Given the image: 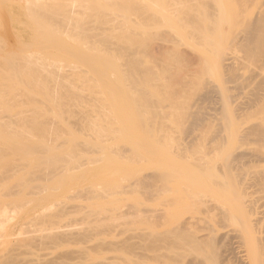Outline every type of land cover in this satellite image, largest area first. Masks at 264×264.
I'll return each instance as SVG.
<instances>
[{"label":"rangeland","instance_id":"rangeland-1","mask_svg":"<svg viewBox=\"0 0 264 264\" xmlns=\"http://www.w3.org/2000/svg\"><path fill=\"white\" fill-rule=\"evenodd\" d=\"M102 1L105 4H107L109 2V0L108 1L107 0H101V1H99V3ZM106 1H107V3H106ZM110 1H112V0H110ZM173 1H177V0H173ZM180 1L183 3L182 0H179L176 2L177 4L172 2V4H173L172 5L171 3L168 2L169 3L168 5L171 4L173 7H175L174 9H176L179 7L177 5H179L178 2L181 3ZM184 1L186 2V6H184L185 3H183L184 7L181 6L182 5V3H181L179 8L183 7L182 8V12H183L185 10L184 9L185 7L188 8L190 5L193 6L195 4L197 6L196 10H195V6H193V9H192V7L190 8L191 11L195 10V13L193 11H192L193 14H191L192 12L189 13L190 10H188L186 12H188L190 14V16L193 17V19L195 18L194 16L196 15L198 20L194 19V21H193V19L191 18L190 20L192 22H190L188 19H187L188 20L187 21L184 18L185 16L181 17V15H182V13L180 11L181 9L178 8L177 10H179L181 13L180 16H179L180 13H177V12L171 11V14L173 17H175V15H173V14L177 13L178 14L177 18H179V17H181V18L179 20H177L176 17L172 19V16L169 13H166L167 14L166 17H167V19L169 18V20H167L166 18L163 17L164 20L166 19L165 21H168L167 24H166V22L162 21V22H164L163 23L164 25H162V27L161 26L160 27L163 31H161L160 29L158 31H156L159 23L161 22V20L158 21L159 20L158 16L160 14L159 12L154 11L156 13V15H155L156 17H154V16H152V14L154 13V12L153 13L151 12L152 9L150 10L148 8L150 10V11H148L146 8V10H145L144 9L145 5H143L144 8H142L143 6L140 7L137 5V3L135 4L134 9H133L131 4L128 5L129 8L132 7L131 10H129V12H128L127 11L128 9H126L127 6L123 5L120 1H118V3L109 2V4L107 6H109L112 10L117 11V9H119L121 12L120 11H118V12H120L121 14L124 12L123 16H121V14H120L121 17L119 18L120 19L119 22L121 21V23L123 24L121 19H122V17L126 16V18H124V20H126V22L129 21V23H128L129 27L132 26L131 28H128V25L126 24L127 27H126V25L123 27V28L126 27V30L128 28L129 32H124V31L122 32L121 30H123V28H121V29L118 28L122 32L121 36H120V32H118L119 34L116 32L117 29L114 30V32L116 34H118L119 37H121V39H118L119 41L121 40L122 45L119 44L120 46L117 45V43H114L115 41H117L116 40L117 37H115L117 35L112 34L113 35L112 39L115 38V40H113V42H112L111 41L112 40L111 35H110L111 33H110V31H109L110 34L107 32L108 30H111L110 26L114 23L115 18H112L111 16H114L115 12L111 11V13H113V15L110 16L109 15L110 13L107 14V12H110V9L105 8L106 11L104 10V13H103L102 9H98V7H95L97 9V10L96 9L95 10L99 12V15L100 14L104 15L105 13L108 15L107 17H106V15H105V17L103 16L104 19H103V17H100L103 20H105V23H102V25H104V28L106 26L105 24L108 25V23H110V25L105 28V30H107V31L103 30L102 29L103 27L99 28V29L100 30L102 29L101 31H105V32L100 31L101 33H105V34L108 33L109 35L107 34V36H108V38L110 37V39L106 40V37H105L106 35L102 34L103 40L100 39V44H101L100 45L98 42L99 41L98 37L100 38V36H101L98 34L99 29L97 32V34L99 35L98 36L95 32L97 30V28H94V27L93 28L95 29V31L94 30L93 31L95 33L92 31L94 34H92V33L90 35L88 34V33H90V32H88L90 28L88 29L87 32H85V31L81 32L82 29L81 30L79 29L80 32H78V29H77L78 33L76 36L78 38H80V37H83V39L85 38L86 40H84V42L87 41L89 44H91L90 40H92V42L94 41V43H92V44L95 45V43H97L98 45H95V46H97V48L99 45L101 47H102V45L106 46V44L104 45V43H107L108 44L107 46H110L112 43L114 44V46L115 45L119 46V48H117V50H115V51L113 50L114 49L113 45H111L113 49L110 47V50L106 46L107 47L106 49L110 51L109 53L113 52L112 54H108V51H106V53H105V50H106L105 47H104V49L102 48V51H104V53H101V54L99 53V54L100 55L105 54L103 56H104V58L105 57L108 58L107 61L108 60L111 61L110 55H113V56L115 55V58L118 57L117 61L119 64L116 63L117 61L113 58V56L111 58H112V60L115 61V64H117V66H118L117 68L121 73H117L118 71H117L116 65H115V67L112 66L111 63H114V61H112L110 63V65H108V63L102 65V67L105 70V72H104L105 74H104V73L99 72L100 66L97 67V64H96L97 62L95 63L96 65L94 63H93V65H91L90 63H87V61L85 59H82V57H80V56L71 58V18H70V21L69 20L67 21V17L68 16L71 17V0H0V171L4 170V166H5V164H8V162H13V163L15 162V165L13 163L12 164L9 163L11 166L9 164L6 166L12 167L14 165V168L15 169L17 168V171L24 172L23 171V170H25L24 164L26 166V162L28 163V160H30V163L32 162L31 168L29 167V164H30L29 163V164H27L28 168L26 166V169L30 168L31 171L27 170V172L28 171L31 172V174L29 176L31 178H29V177L27 178L26 173H25V175H24V173L23 174L21 172L20 173L22 175H24L23 177L25 179V182L27 181V179H28V181H31V180L33 181L34 177L36 179L37 176H39V175H37L40 172L39 168H40V170H42L44 168V165L39 163V162H41L40 160H41V156H42L41 155L40 159H39L38 155L40 153H42L41 147L46 146V148H47V146L50 144L49 142H51L50 145L53 144V148H52V146L50 148L52 150L54 149L55 151L59 150L56 148V145H54L53 141H49L50 137H52L54 134L53 133L54 130H51V129L49 130L47 128V127H49L48 126L49 124L46 125L44 123V121L47 120V116H46V119H44L45 114L46 115L47 114L48 115L49 114L55 115V112H58V111L63 113L62 117H64V120H61V123H59V121L57 120V122H58L57 126L58 127L56 126L57 130L56 129L55 130L60 131V135H61L62 129L66 130L65 127H62V124H64L66 119H67L68 127L69 126L71 127V138L73 137L72 139H74V142L73 143L71 142V147H68L69 145L67 143L63 142L62 144H64V145L66 144L65 146L64 145L62 146L64 148H62L59 145H58V148L61 147L59 152H61V151L64 152L66 150V148L71 149V183L67 184V185L62 184V186L64 187L63 189H60L58 187V184H55V182H57V180H56L57 177L56 178L54 177L55 181L53 180V177L52 178L50 177V179H49L50 183H49V181H47L45 183H46V185L48 183L47 187L53 193L55 190H57V188H59V190L55 191L56 195H58V193L61 196L62 195L64 196L66 194V197L64 198V199L67 198L66 200H68V198L70 197L68 195V194H70L68 191H70L71 192L70 199H71V208L72 209L76 208V206L78 208L79 205L81 207L82 204L86 205V206L84 205L85 208L82 205L83 206L82 208L85 209V210L83 209V211H85V213L82 210H80V212L82 211L81 213H79V211L77 213L75 210L74 211L71 210V212H75V213H71V216H72L71 218H73L75 216V218L77 217L76 221L78 218H79L78 221L81 220V221H79V222H81L80 225H79V222L77 224L78 227L81 226L85 221L90 220L91 217H89V216L97 214L100 217H98L96 215L98 218L96 220L101 221L100 227H98V228H100L99 230H101V228L103 230V231L101 230L100 232H98L99 230H97L98 236L100 237V239L96 243V245L95 244H94V246H92L93 244L91 245V247H93V249H91V248H90V250L87 249L90 251V252L88 251L89 253L84 252L86 249H84V247H83V252H84V254H87V256L83 255V252L82 251L79 252V250H78V249H82V246H84L82 244H86V243H84L85 241L80 242V243L74 242V241H77L75 238V240L73 239V241H69L71 243V246H70V243H67V245L69 244V246L71 247V264H88V263L89 264H92V263L93 264H264V248H263L264 242L262 243V239H260V236H262V234H264L263 233L264 232V229H263L264 225H262L263 227H261L260 225L264 224V221H261V223H259L260 221L258 223H256L258 225L256 227H258V228H256L255 226H251V228L247 227L250 224L249 218H247V216L249 215V213H248L249 207H247V205L245 207L241 206L245 202H246L245 204H247V202H249V200H250V197L253 199L254 195L256 197L257 196L259 197V199H258V197L257 198L254 197V198L258 199V200L254 199V202L256 203V201H257V204H259L258 201L261 200V203H260L261 205L260 204L259 205L260 206L264 205V202H262V197H261L262 195L259 196L260 194L263 193L262 191H264L263 190L264 188L261 187L263 184L260 185L259 181L257 183H255L257 181V179H255L256 181L253 180L258 175V174H256V172L259 173V171L260 172L264 171V168H263L264 167V160H263V158H264V156H263L264 155L263 144L264 143L261 142V144H260V142L256 141L255 140L256 138L252 137V136L243 137L244 136L243 134L245 133V131H250V129L252 130V129H254V127H257V126H261V125L264 126V122H262V117H263V121H264V107H263L264 105L262 104L264 102V98H263L264 97L263 96L264 95V85H263L264 80L262 78V76H264L263 75L264 62L263 61L259 62V60H256L255 58L248 57V55L246 54V51H244V48L241 45L236 44L237 37H240V36H236V35L242 34L245 24L251 19L250 17L251 16L253 17V15L256 13V11L258 10V9H256V6L258 5L257 6V8H258L259 4L261 3L262 0H254L256 2H254V1L251 2V0L250 1L245 0L246 3L244 5H242L245 2L243 0L242 1L238 0V1H240L241 5L238 4L239 2L237 0H226V2H225V0L224 1L219 0L221 3L222 2L226 3V4L225 3L220 4L221 7L223 5L222 8L224 9V11H222V13H223L222 16H221V13H219L220 11L218 12L219 14H217V12H216L217 8H219V10L221 9L220 6L217 5V4H219L218 1L200 0L198 3V0H193L194 3H192V1L190 0L189 2H191V4L188 2V0H184ZM187 2L189 3V6H188ZM200 2L202 3V6H200L201 5ZM206 2H208V4H206ZM215 2H216V4H215ZM247 2H250L249 4H251V5H247L248 4ZM253 2H254V4H253ZM104 3H102V5H105ZM211 3L214 4V6L217 5L218 7L217 6L211 7L210 6ZM132 4L134 5V3H132ZM174 4H175V6H174ZM203 4L206 5V8H207V6H209V7H211V9L213 8L215 10L214 11V10H210L207 8V10L210 11L211 14H213V16L211 14H209L208 11L205 12L204 9H206V8L204 7L205 5H203ZM140 5H142V4H140ZM225 6H226V8H225ZM242 6H243V13L244 14L241 12ZM244 6H245V8H244ZM99 7H101V6H99ZM122 7H124V8L122 9ZM171 7L168 8L169 9L168 11H170ZM173 7H172V9H173ZM202 7H204V8L202 9ZM201 9L204 11L202 12ZM212 11H213V13H212ZM225 11L226 12L228 11V12L224 13ZM82 12H84V11H82ZM82 12L80 13L81 15L84 14ZM149 12H151L152 14ZM201 12L203 13L202 16L203 15L207 16V14H205V13H208L209 18L210 17L213 18L217 14V16L215 17V18H218L216 20L217 22H218V20L220 21V18L218 17L219 15L222 17V20H224L223 16H226L225 17L226 19L224 20L225 23L223 21V23L226 25L224 26V24L221 21L218 22L217 24L214 23V22H216L215 19H213L214 21L212 20L213 21V23H212L213 25H212L211 24L212 21L210 22L207 20V18L206 19L204 18L206 16L202 17L203 20L205 19L204 21H207V24H208L207 26L210 28L209 34H211L210 36L208 35V38L205 37L206 36V35H204L205 30H203L204 32H202V28H203V26H204V28H207V27L205 26L206 24L203 23V20L200 19ZM238 12L243 15V17L241 15L242 18L240 17ZM88 13H90V11ZM92 13L95 15V18L98 16V15H96L97 12H96V14L94 13V11L91 12V14ZM228 13L229 14L231 13V16L227 15ZM93 14H92V18H91L90 14H89L90 16L88 14H86V15L82 16L83 19L80 18V20L82 19L84 21L85 20L87 21V19H88L87 17H89L94 21L95 19L93 18ZM116 14H118V13L116 12ZM232 14H233V16H232ZM163 15L165 16V13ZM163 15L161 14V17ZM168 15H169V17H168ZM183 15H185V14H183ZM186 15H188V14L186 13ZM236 15L237 16L239 15L238 16L239 18L238 17L235 18ZM170 16H171L172 20H170ZM190 16H189V18H190ZM227 16L231 17L232 20L234 17V22L232 21L233 23L230 22L231 21V19H230V21H229L230 23L228 24L229 27L227 26V23H226L229 19V17L227 19ZM244 16L246 18H244ZM98 18H99V16H98ZM102 19H101V21L100 20L98 21L96 19L98 22L96 23V20H95L94 21L95 25L98 26V24H101V22H103ZM174 19H176L177 21H175ZM239 19H241L240 22H239ZM92 20L89 19V21H87V23L88 22L92 23L91 22ZM107 20H108V22H107ZM184 20H186L185 23H184ZM195 20H197V21H195ZM200 20H201V22H200ZM210 20H211V18H210ZM235 20H238V21L236 22ZM86 21H85V25L83 24V22H79L78 24L82 23L83 24V25L81 24L82 27L88 26V24H90V23H88L86 25ZM111 21H113V22H111ZM169 21H173V24L175 23L176 27H178V25L176 23H178L179 25L181 24L180 26H182V25L184 26V24H185L186 28H185V26H184V28L188 31V34L184 32V29L182 30V32H184L187 35H185V34L183 35L181 30H180L181 33H179L178 29H181L180 27H178V29H175L176 27H174V26L169 27L168 26L169 24L172 25V23ZM241 21H242V23H241ZM94 22L90 26H93ZM126 22L124 21V23H126ZM196 22H198L199 25L202 23V26H199V27H202L201 30L198 26H196L198 24ZM209 22L211 24L210 26H209ZM153 23H156V25L154 24V26H156L157 28L153 26ZM193 23H196V24H194L196 28L198 27L196 31H195L196 28L189 26ZM236 23L238 25H236ZM214 24H216V26L220 24L218 27H220L219 29H221V34H220V31L218 30V28H216V26ZM232 25L235 27H233L232 29H229L228 30L229 32H228L227 28H231ZM100 26H98V27H100ZM191 26H193V25H191ZM213 26H215V29L218 32L213 31V30H215L213 28ZM221 26H222V28H221ZM171 27H172V29H171ZM153 28L156 29L154 31H156V33L159 35V36L157 35L158 37L155 36ZM189 28H190V30H189ZM209 28H207V29H209ZM224 28H225V30H224ZM173 29H174V31H173ZM207 29H206V31H208ZM237 29H238V33H236ZM176 30H178V33H176ZM160 31H161V33H160ZM223 31H224V33L226 31L225 35H224ZM72 32H73V34H74V32L76 33V31H72ZM114 32L112 30V33H114ZM191 32L195 33V37H194V33H192L193 35H191ZM239 32H241V33H239ZM165 33L168 34L167 37H169V39H171L169 35H177L178 36L180 34L181 36H178V37L181 40V42L179 41L178 37H177V39L180 42L179 44H180L181 48L177 49V48L173 47L178 43V42H176L177 39H174V38H176V36H173V38H172V39L176 40L175 45H174V42H172V40H169L173 43V46L172 45H170V47L166 46L167 44H170L171 42L165 40V38H166ZM200 33H201V35H199ZM217 33H219V34H217ZM229 33L230 34L235 33V34H234V36H231L232 34L228 35ZM161 34H163V35L161 36ZM197 35H199L202 38L204 37L205 41H204V39L202 41V38H199V36H197ZM183 36H185V37L183 38ZM196 36H197L196 41H193V37L195 39ZM222 36L224 38L225 37L226 38L222 39ZM155 37L158 40L160 38H164V40L168 43L165 45V47H162V49L160 48V50L159 49L155 50L152 47L153 43L156 44L157 39H155ZM180 37L183 38V40ZM209 37L212 38L211 41L213 43H215V46H217V44L219 45V42H220V43H222V45H221L222 47L219 46L220 47L219 49L218 48L215 49L212 46H210L209 44L211 43V41H210ZM227 37L228 38L232 37V38H230V41H229L227 39ZM233 37L234 38L236 37V38L234 39ZM87 39L88 40L90 39V40L88 41ZM152 39H155V41ZM208 39H209V41H208ZM96 40H98V41L96 42ZM109 40L112 42V43L110 42L111 44L108 43ZM162 40L163 39H160L159 41L162 43V42H164ZM224 40H226V41H224ZM119 41H118V43H120ZM197 41L200 43L197 44L196 43ZM207 41L210 43L208 44ZM228 41L229 42L232 41L231 45H229L230 43L229 44L227 43ZM81 42H82V40H81ZM122 42H124V44ZM166 42H164V43H166ZM88 43L85 42L86 45ZM127 43H130V44L128 45ZM131 43H132V46H131ZM89 44H88V46H90ZM92 44H91V46L94 48L95 46H93ZM125 44H127V46H130V48L129 47L127 48V46H123ZM182 44L187 45V46L188 45H190V46L194 45L192 47H195V49L192 47H191L192 49H190V47L188 46L189 47L188 50L190 49V51H188L186 53H188L190 56V54L195 55V53L198 52L196 54V56L199 55L201 57V60L196 61V58H197L196 56L194 59V57H192V56L189 57V56H187V54L184 55L185 52L184 53L181 52L182 46H183ZM204 45H208V46H204ZM228 45L230 47H232V48H230L231 50H229ZM100 46H99V49H100ZM227 46H228V48H227ZM90 47H89V49H90ZM166 47L170 48L169 51H171V48L173 47L174 48L173 53L174 52L177 53V51H175V50H178L180 53L178 52L176 55V54L171 53L172 51L171 52H169L167 50L164 51V49H168ZM178 47H179V45H178ZM93 48H91V49H93ZM204 48H206L207 50H205ZM224 48H225V51L227 50L226 52H228V53L231 51V53H229V55L232 54V51H233V54L231 56H229L228 53L224 54L225 53ZM115 49H116V47H115ZM209 49L210 50L213 49V50H211V52H210ZM235 49H237V51ZM219 50L221 51L220 53H222V55L218 52ZM100 51H101V49H100ZM153 51H156V52H153ZM191 51H192V53H189ZM212 51L213 52L215 51V53L217 51L218 53L216 54V56L219 54L220 57H223V58L228 55L229 57L227 56V58H229V60L231 58V60L225 61V62L232 63L233 66L230 67L232 70L230 68H228V69L224 68L221 65L219 66L218 64H220V62L218 59H220V61H221V59H223V58H220V57L216 58L215 54ZM94 53H96V51ZM201 53L202 54L204 53V54L201 56ZM207 53H208V55H207ZM182 54L184 55V57L182 56ZM223 54H224V56H223ZM235 55H236V58H235ZM204 56L205 57L208 56L209 61H207L206 59H208V58L207 57L205 58ZM213 56L216 59H214ZM239 57H241V60L239 59ZM78 58H80V59H78ZM189 58H192V60ZM199 58H197V59H199ZM245 58H247V59H245ZM72 59H74V61L82 60L81 62H84V64L81 63L80 61H79L80 63L74 62V61H72ZM193 59L195 62L193 61ZM235 59L237 62L234 61ZM212 60H214L215 62ZM217 60H218V64H217V66H215ZM244 60H245V65L242 67V65L244 64ZM107 61L105 60L104 62H107ZM189 61L191 63H189ZM246 61H248V62L246 63ZM241 62H242V65H241ZM75 63H77L78 65L80 64V66L84 65V67L86 69L85 70L83 66L82 67L79 66V67L83 68L85 70V71L83 70L84 72H80L78 69H75V70L79 71L78 72L79 74L77 73L78 76L84 77V75H86L88 73L87 76L90 77V80H89V78H86V79H88V81H91V78H92V80H94L93 84L90 83L91 86H93V88H89V84L88 83L86 84V85H88L87 87L89 89H92L93 92H89V93L87 92L90 90L87 89V87L85 85L86 82L84 81L86 79H84V78H83V82H85V83H84L83 87H82L83 82L80 85H78V83H80L82 80L79 81L80 79H78L77 77H76V79H78L77 81H79V82H76V79H74V83H73L76 90H74V88L72 87L73 86V84H72L71 87L66 86L68 88V91L66 90V88L64 89V91L66 94L67 93L69 94V92H72V91H76V93H77L78 92L77 89L79 90L78 87L81 86L80 87V92H81L80 94L82 95L83 94L82 91L84 89H86V91L84 90V93H85L84 97L86 96L87 93L90 97H89V99L87 97L85 99L87 101L86 102L84 101L82 103V105L84 103L87 104L86 112H85V108H83V113L85 112L86 116H87V113H91V115L89 114L91 117L88 116V118L89 117L91 118V120H89L91 122V124H90L91 127L89 126L91 128V130L87 126L89 124L85 125L86 121L85 122L83 121V119L85 118V114H83L84 117H83V119H81L82 121L80 120L81 123L78 122L79 120L77 118L80 117V115H78V117L76 115H77V113L79 114V111H81L80 107H83V106L85 107V104L82 106L80 104V102H78V101L75 103H72V101H74V99L76 98L75 94H74L75 98L73 96L72 97L70 96V98H69L68 95L67 96L65 95V97H68V98H65L63 91L61 92L63 94L58 93L57 92L58 90L55 91L54 94L52 93V91L57 86V85L54 86V80L59 77L57 75L58 74L60 75L61 71L64 75H66L65 74L66 69H69V66L71 64L74 65ZM254 63L257 66H255ZM77 64H75L74 66L78 67ZM249 64H252V65L250 66ZM258 64H259V66H258ZM104 65L107 69H105ZM74 66H70V68L72 67L71 71L74 68ZM90 66H94V67H90ZM111 66L115 69V72L117 71L116 73H113L114 69L111 68ZM246 66H248V68H246ZM59 67H62L63 70L64 69L65 70L63 71L61 69V71H60ZM250 67L253 69V72H254L253 74L251 72L249 74V71H252V69L249 70ZM57 68L59 71L56 70ZM94 68H99V69L97 71ZM103 68L100 69L101 72L103 71ZM238 68L243 69L242 72L244 74L241 73V70ZM257 68H259V69H257ZM224 69H225V72H223ZM75 70L72 71L71 73L75 72ZM216 70H219L220 73H218V71H216ZM239 70H240V72H238ZM260 70H261L262 76L258 75L260 73ZM56 71H57V73H56ZM69 71H67V76L69 74V76L71 77V73ZM256 71H257V73H255ZM230 72L234 75H232ZM82 73H84L83 76H81ZM97 73H100V74H97ZM77 74H76V76H77ZM226 74L229 76H226ZM64 75H62V77ZM244 75H247V76L245 77ZM67 76H66V78L68 79L69 76L68 77ZM224 76L226 79L224 78ZM241 76H242V78H241ZM260 76H261V79L258 78L257 79L258 81L256 80L257 81L256 82L255 79L257 77H260ZM64 78H65V76H64ZM248 78L250 81H248ZM60 79L61 78L59 77V80ZM72 79H71V82H73ZM220 79H222V81L224 80V82H222ZM59 80L57 79V82H55V84H58L60 86V83L63 80L62 79L60 81ZM105 80H106V82L104 83ZM208 80H212L213 82L212 81L209 82ZM95 81L97 82L98 85L96 84ZM214 81L217 83V85L219 87L217 85H215L216 83ZM243 81H245V84ZM207 82H209L208 85H207ZM231 82H233V85ZM261 82H263V83H261ZM222 83H223V85H222ZM254 83H256V85H254ZM101 84H103V85L101 86ZM202 84L204 86H202ZM213 84H214V86H213ZM210 85H212L213 88ZM253 85L255 86V88H253L254 87ZM258 85H260V86L263 85L262 86L263 89L259 88V87L257 89L256 86H258ZM84 86H85V88H84ZM206 86H207V88H206ZM223 86H224V88H223ZM245 86H247V87H245ZM202 87H204L205 91L208 89V87L212 88V92L214 89V92H213L214 95L212 92H210V95L212 94L213 96H211L210 99H209L210 95L205 96L206 99H204V95H206V94H205V91L202 90L203 89ZM225 87L229 88V89H226ZM63 88H61V86H60L59 91L63 90ZM82 88H83V90H81ZM96 89H97V91L104 92V93L101 92V96H103L101 100H99V98L101 96L98 95L97 93H96L97 97L96 98L93 97V96H95ZM219 89H220V91H219ZM231 89L235 91V92L232 91L235 95L230 94ZM255 89H257L259 91L255 90ZM215 90L218 92L219 95L216 94ZM226 90H227V93H226ZM260 90H261V93H260ZM220 92H221V95H220ZM251 92H253V93H251ZM91 93H93V94L90 95ZM255 93H257L256 94L257 96L255 95ZM78 94H79V92H78ZM201 94L203 97V98L201 97L202 99L200 98ZM250 94H252V96ZM54 95L56 96L55 98H54ZM258 95H259V97L260 96L262 97V99H261V100H263L262 103H261V100H259V101L256 100L258 98ZM52 96L54 99L58 98L57 99L58 101L54 100L55 106L58 104L55 107V109H54V107L52 108V106H53L51 103V101L53 100ZM79 96H77V98ZM98 96H100V97H98ZM226 96H228L230 98V101H229L230 105H229V103L228 104L224 103L225 107L222 104L219 107L220 103H223L222 99L224 101V98ZM235 96H237V99L235 98ZM248 97L253 98V99L250 100V98L248 99ZM81 98H83V95ZM232 98H233V101H232ZM70 99H71V101H70ZM78 99H79V101L82 100V99L80 100V98H78ZM196 99H198L199 101ZM203 99H204V101H202ZM65 100H68V101H65ZM83 100H84V98H83ZM194 100H196L198 102L195 101L194 104H192ZM205 100L207 102H205ZM249 100H250V102H249ZM61 101L66 102L64 105L65 107L62 110H61L62 106L61 107H59V106L61 104H64V103H61ZM235 101L239 102V103L235 104ZM68 102L71 105H69ZM108 102H110V105ZM258 102L262 104L261 106L263 108L260 106V104ZM197 103H200L201 107H200V104H197ZM203 103H206V104H203ZM231 103H233V104H231ZM241 103H243V104H241ZM77 104H78V106H80V107H78L80 109L76 108ZM253 104H255L256 106L254 107ZM258 104H259L260 108H256L258 106ZM227 105L230 108L229 109L230 111L228 110V108L226 110ZM69 106L71 107V110L73 109L72 106H75L74 110L77 113L74 110L71 113L73 115V113L75 112L74 114L77 118L76 119L74 118V119L76 121H74L73 119H70L71 117L73 118L74 116L70 117L71 114L68 113V111H67V110H70ZM198 106L202 109V111H199L201 109ZM202 106H203V108H202ZM239 107H241V108H239ZM104 108H105V110H102ZM113 108L115 109V111H112ZM233 108H234V110H233ZM222 109L223 110L225 109L224 110L225 112ZM236 109L240 110V112L237 111ZM244 109L247 110L246 111L247 114H246V112H244L245 111ZM94 110H97L98 112L94 111ZM235 110H236V112H234ZM99 111H100V113H99ZM208 111H209V114H208ZM220 111H223V113L221 114ZM227 111H228L229 115L227 114ZM242 111H243V113H242ZM97 113H99L100 115L102 114L104 116V118L99 117V115H97ZM202 113L204 114L203 115L204 120L202 119V121H200L198 123V125L194 124L193 121L195 119V116L197 114H202ZM231 113H233V114H231ZM80 114H82V111L80 112ZM92 114L96 115L95 117H98L100 119H97V118L94 119V116ZM224 114H227L228 117H225V116L223 117ZM244 114H245V116H244ZM231 117H233V118H231ZM50 118L55 119V117L52 118L51 115H50ZM105 118H106V120H105ZM224 118H226V119L231 118L232 120H234V123L231 119L226 121V119H224ZM41 119H44V120L42 121ZM51 119H49L50 120V127L52 124L57 123L56 119L53 120L54 123ZM122 119H123V121H122ZM84 120H86V119H84ZM236 120H237V124H235ZM62 121H63V123H62ZM47 122L48 121H46V123ZM74 122H77V123H74ZM224 122H230V123H227L229 125V127H228V125L224 124ZM253 122H254V124H252ZM259 122L260 123L262 122V123L260 124ZM87 123H88V119H87ZM95 124L99 125L100 128L97 126L98 129L95 127L96 129L93 130V125L95 126ZM78 125H80V126H78ZM83 125H85L84 126L85 130H82L80 128L81 126L83 127ZM222 125L223 126L225 125L226 128L224 127V129H223ZM232 125H233V127L235 125L234 129H233V127H231ZM128 126L130 128H128ZM44 127H46L48 130L45 133L47 136L50 133L49 131H51L52 134H51V136L49 135L50 137H47L46 135L45 136L47 138L43 137L45 139H48L49 142L47 145H42L40 147L41 148V151H40V149L38 150L39 145L37 146V144H38L37 141H39V144H40V142L45 140V139H42V135L44 134V132L41 131L44 129ZM59 127H62V128H60V130H58ZM87 127L89 128V130L88 129L86 130ZM120 127H123V129L122 128L120 129ZM227 127H228V129H227ZM51 128L54 129L55 127L52 126ZM191 128L194 130L195 133L193 132V130ZM119 129L122 132H120ZM235 129H236V131H235ZM247 129H249V130H247ZM189 130H191V131H189ZM226 130H228V131H226ZM56 131H55V133H56ZM188 131H189V133H188ZM238 131L239 132L241 131V133L243 131L244 132H243V134H241V133L239 134ZM30 132L32 133L31 134L32 137L30 136L31 138L29 137ZM47 132H48V134H47ZM186 133H187V135H186ZM224 133H227V134H224ZM235 133H236V135H235ZM63 134H64V130H63ZM190 134H193V135H190ZM195 134H197V135H195ZM241 135H243V136L241 137ZM190 136H192V137H190ZM223 136H226V137H223ZM231 136H232V138L233 137H235V138L230 139ZM194 137L197 138L196 141H195L196 138H194ZM238 137H241V138H238ZM184 138H186V139L191 138L189 140L191 141L193 139L195 142L193 143V141H192V143H189V140H186ZM221 138H223V139H221ZM224 138H225V140H224ZM75 139H77V140H75ZM236 139H239V141L238 140L236 141ZM244 139H245V141H248V142L246 143L244 141ZM185 140H186V142H185ZM231 140H232V142H230ZM241 140L243 142H241ZM187 141L189 144L187 143ZM222 141L224 143H222ZM213 142H215V143L218 142V144H217L218 147L216 146L215 143L213 144ZM229 142H230V144H229ZM34 143L36 145H34ZM43 143L46 144L47 142L44 141V142H42V144ZM113 143H115L114 146H113ZM117 144H118V146H117ZM183 144L185 145V147ZM225 144H226V146H225ZM236 144L237 145L240 144V146L239 145L237 146ZM213 145L215 146V148ZM227 145H228V147H227ZM187 146L190 148H188ZM11 147H12V152H9ZM36 147H37V149H35ZM220 147L222 149H220ZM246 147H247V150H245ZM254 147H255V149L253 150L252 148H254ZM50 148H48V149H50ZM186 148H187V150H186ZM216 148H217V150L215 151ZM229 148H230V150H229ZM233 148H236L238 151L237 150L234 151ZM6 149H7V152L5 151ZM180 149H182L183 152H181ZM218 149L220 150L219 152H221V154L218 152ZM223 149H224V152H222ZM231 149H233V151ZM34 150H36V152ZM44 150H43V152L45 154H43V157H46L44 155H47L46 154L47 151H44ZM228 150H229V155H228ZM248 150L249 151L253 150L254 151L253 154L258 153L259 151H261V152L263 151V152H262V155L258 156V157L254 154L256 156V158L253 157L254 158L253 159L252 158L253 154L251 153V151L248 152ZM55 151H53L52 153H54ZM184 151H185V153H184ZM204 151H206V152H204ZM212 151H214L215 153ZM230 151H232V152H230ZM226 152H227V154H226ZM241 152L242 153L247 152L246 154H248V155L247 156L245 155L244 157L246 159L243 157V159L240 160V163L234 162V163H236L235 165L238 168V170H236V167H235L231 157L233 156L232 154H237V153L241 154ZM3 153H4V155H3ZM209 153H211V154H209ZM218 153L220 155H217ZM212 154H216V155H212ZM251 154H252V156H251ZM99 155L101 157L104 155L103 157L106 160L104 158H103V160L105 162H103L101 157H100L101 160H99ZM208 155L210 158L208 157ZM224 155L226 158L223 157ZM28 156H30V159H28L29 158ZM108 156H109V158H108ZM212 156H214V157H212ZM215 156H217V157H215ZM248 156H249V158H248ZM24 157L27 159L26 160L22 159ZM31 157L34 158V161L31 160L32 159ZM16 158H17V160H16ZM20 158L25 161L24 164ZM97 158H98V160H97ZM110 158H111V160H110ZM107 159H109V160H107ZM223 160H226V163L228 161V163L227 164L224 163L225 161H223ZM248 160H250L251 163ZM251 160L252 161L254 160V161L252 162ZM18 161H20L22 164L20 163L21 165H18L17 164V163H19ZM98 161L99 162L102 161V163H104V164L102 165V163L101 162L98 163ZM108 161H110V164ZM111 161L113 164L111 163ZM242 161L244 162V165H243ZM58 162L61 163L62 161H58ZM246 162H247V164H246ZM62 163H64V162H62ZM220 163L222 164V166L224 165L223 167L221 166L222 168L220 167V165H221ZM231 163H233V164L230 165ZM241 163H242V165H240ZM16 164L18 167L16 166ZM115 164H117V165H115ZM22 165H23V167H22ZM225 165H227V167ZM19 166L24 168V169L19 170L20 169ZM40 166L43 168H41ZM99 166H101V167L99 168ZM48 167H51V166L48 165ZM6 168L7 167H5V169ZM224 169L226 172L224 171ZM12 170L13 169L10 168V171H9L10 174L14 171V170L13 171ZM99 171H100V173H99ZM228 171H230V172L228 173ZM5 172L7 173V170ZM16 172H13V173H14V175L16 174V176H17L19 173L18 172L16 173ZM96 172L99 174L97 175ZM101 172H103V173L101 174ZM109 172L110 173L113 172L114 174L113 173L112 174L114 176L111 175ZM224 172L230 174L231 176H234L235 173H236V175L234 177H231L230 175L225 174ZM253 172H255V173H253ZM6 173H5V176L10 175V174H6ZM249 173H250V177H249ZM252 173H253V175H256V176H253V175L251 176ZM21 174H19L18 176L20 177ZM106 174H107V176H106ZM223 174H224V176H223ZM0 175H2V174H0ZM100 175H103V176L100 177ZM5 176L2 179H6L8 177L7 176L5 178ZM12 176L8 177V179L5 180L6 186H9V184H10L9 178H12ZM16 176H13L14 180H15V178L16 179L18 178V176L17 177ZM27 176H28V174H27ZM227 176L229 178H227ZM235 177H236V179L238 178L239 181H238V179L236 180ZM21 178H22V176H21ZM21 178L20 179L18 178L17 180L21 181ZM88 178H90V179H88ZM232 178H234L236 181H234V179H232ZM246 178H247V180H246ZM13 179H11V184H12ZM35 179L32 182L33 186L35 185L34 182H37V179H36V181H35ZM141 179H143V180L141 181ZM229 179H231L232 182L233 181L234 182L232 183L231 180H229ZM248 179L249 180L251 179L252 182L250 181L251 182L250 183ZM221 180H224L223 181L224 184L226 183L228 185L227 186L225 184V186L227 188L224 185L223 186L221 185L222 184ZM8 181H9V183L6 184V182H8ZM22 181H21V186L18 185L21 188L18 187V188H16L17 190L20 188V191H22L23 185L26 186L27 183L29 185L28 181H27V183L23 182L24 184L22 183ZM227 181H228V183H227ZM246 181L249 184H252L254 181L253 184H255L256 186H257V184H259L258 185L259 188H258V186L255 188V185H250V187H249L248 184H245L244 186L245 187L247 186L249 188H247V187H246V189H245V187L243 188L242 184L245 183ZM17 182H19V181H17ZM238 182L241 184V187L239 186L240 184H238ZM0 184H3V183L0 181ZM235 184L238 185L239 187L237 186V188H234L233 185L235 186ZM3 185H2V187H3L2 189L4 190L7 187H4ZM52 185H54L53 189H52L53 191L51 190ZM30 186H31V184H30ZM33 186H32V188H33ZM230 186H231V188H230ZM252 186H254V187H252ZM27 187L28 186H26V188ZM28 188L31 191L33 190V189H31V187H28ZM241 188H243L245 190L244 198H243V191L244 190L240 191V190H242ZM16 189H15V191H16ZM226 189H228V190H226ZM230 189H233L234 192L232 190L229 191ZM225 190L228 192H226ZM248 191H250V193ZM25 192L24 193L21 192V194H20L21 196L18 195L20 197L17 196V194L20 193L19 191L15 192V194L17 193L15 196H10V197H9V194L3 192V193H5V195H3V196H6V194H7L8 196H6V197H9V198L3 197L2 196L3 193L1 192L0 197L2 196L1 197L2 199L0 198V200H1L0 202H1V204H2V201L4 204L5 203L8 204L9 203L8 201L12 200L13 202L11 201V205H12V203L16 205L17 204L16 202L21 203V201L25 200V202L28 204V202H27L28 199H26L25 197L27 196V194H28L27 192H29V190L27 189L26 195H25ZM238 192H242V194L241 193L239 194ZM246 192H248V194ZM236 193L239 195H236ZM22 194H24V195H22ZM235 195H236V197L233 198ZM249 195H251V196L248 197ZM67 196H69V197H67ZM245 196H247V197H245ZM239 197L242 200L244 199V201L241 200V202H240L241 204L238 203L240 206L235 204L240 200ZM260 197H261V199H260ZM19 198H21V199L18 201ZM27 198H29V197L27 196ZM236 198H238V201L236 200ZM246 199H249V200L247 201ZM231 200H232V202H234V204L231 202ZM25 202H22V205L17 204V207L12 205L13 206L12 208L15 209V210L12 209V212L10 211L11 209L9 210L12 214L9 212L8 213L9 215H7L5 213L4 214L5 216L4 215H0V216H2V217L4 216L5 218L9 219L8 217L11 214L12 219H14L16 216L15 220L24 217L26 214L29 213L30 208H31V204L30 205L28 204L26 206V208L23 209L24 210L23 211L22 206L24 204H26ZM4 204L1 205V207H2V208L0 207L1 209H3ZM8 205H6L5 207L8 208ZM254 206H256V205H254ZM233 207H235V210L237 212H239L238 215L235 214L237 212H235L233 210L234 209ZM238 207H239L240 211H239V209L237 210ZM82 208H80V209H82ZM243 208H245L248 215L245 214L246 211ZM48 210L49 209H47V212H48ZM78 210H79V208H78ZM5 211H6V209H5ZM18 212L21 213L20 214L21 217H19V218H18V216H20V215L17 216ZM240 212H242V214ZM230 214H231V216L235 214L234 220H232L233 218H230L231 217ZM82 215L83 216L86 215L84 217V220H85V218H87V220H85L84 222L82 221L83 220ZM237 216H240V217L242 216V217L238 218ZM75 218H73L74 220L71 219V220H73L72 224H74L76 222ZM92 218L94 220L95 217L93 216ZM3 219L4 218H2V220ZM187 219H188V223H189V221L191 223L193 222L192 225L190 223H189L190 225L187 224ZM4 220H5L4 222L6 224H8L7 220L6 219H4ZM247 220H248V222H247ZM8 221H10V220H8ZM235 221H236V223H235ZM242 221L243 222L245 221L244 223H249V224H246V227L248 229L247 228L245 229V227H244L245 224ZM14 222L15 221L12 222V220H11L9 223H14ZM72 224H71V227H74V225L72 226ZM184 224L187 225L188 227H186ZM77 225L75 224V226H77ZM252 227L253 228L255 227L254 228L255 230L254 229L251 230ZM249 228H250V230H249ZM245 230L247 231V233ZM248 230H249V232H248ZM257 230H259L260 232ZM262 230H263V232H262ZM218 233H220V234H218ZM248 233H250V234L252 233L253 236L250 234L248 235ZM255 233H257V234H255ZM218 235H220V236H218ZM229 235H231V236L233 235V236L231 237ZM101 237L105 238V239H103V241L105 243L101 241L102 240ZM228 237H231V239ZM106 239H107V241H106ZM230 240H231L232 244L230 243ZM260 242H261V244H260ZM260 245H262L263 247ZM231 246L238 252V253L236 252V257H232V255L230 254L229 249L231 248ZM17 251L19 252V249H17ZM18 252H16V251L13 252L12 253L13 256L11 254V258L12 259L14 258V255H15L14 253H17V255H18ZM25 256H27V255H25ZM17 257L15 256L16 259L14 258L13 260L10 259V260H12V264H16V263L24 264L21 262V260L19 263V258L17 259ZM238 259H239V261H238ZM14 260H16V261L18 260V262L13 263ZM9 263H10V261H9ZM25 264H27V263H25Z\"/></svg>","mask_w":264,"mask_h":264},{"label":"bare ground","instance_id":"bare-ground-1","mask_svg":"<svg viewBox=\"0 0 264 264\" xmlns=\"http://www.w3.org/2000/svg\"><path fill=\"white\" fill-rule=\"evenodd\" d=\"M98 1V2H97ZM99 1H101V0H71V17L70 16H68L67 17V21L69 20L70 21V18H71V58H73V57H82V59H85L86 61H87V63H90L91 65H93V63L95 64L96 62V64H97V67L98 66H100V69L101 68H103L102 67V65L103 64H107L108 63V65H110V63L112 62V61H114V60H112V56L113 55H110L111 57H110V59H111V61L110 60H108L107 61V59L108 58H104V56L103 55H105V54H103V55H100L101 53H104V51H102V48L104 49V47H105V49L108 47L109 48V50H110V47L112 48V46L111 45H113L114 46V44L112 43L113 42V40H115V38L114 39H112V34H115V35H117V36H115V37H117L116 38V40L117 41H115L114 43H117V45H122L121 44V40L119 41L118 39H121V37H119L118 36V32H120V36H121V33L124 31V32H129V29L128 28H131V27H129V21L128 22H126V20H124V18H126V16H124V17H122V22H123V24L121 23V21L119 22V18L121 17V16H123V13L121 14L120 12V10L119 9H117V11L115 10H112L109 6H107L108 4H109V2H112V3H118V1H120L123 5H125V6H127V8L126 9H128L127 11L129 12V10H131V8L133 7V9H134V6H135V4L137 3V5L138 6H140V7H142L143 5H145V8H144V6L142 7V8H144L145 10H146V8H147V10L148 11H150L151 9H152V13L155 11V12H159L160 14H159V20L158 21H160L161 20V22L159 23V25H158V28L156 27V26H154V24L156 25V23H153V26L154 27H156L157 28V30L155 29V28H153V31L154 30H156V31H158L159 29L161 30V31H163L162 29H161V27H162V25H164L163 23L164 22H166V24H167V22L168 21H165L166 19H167V17H166V13H169L171 16H172V14H171V11L172 12H177V13H180V11H181V13H182V15H181V13L179 14V16L181 15V17H184L186 20L188 19L190 22H192L190 19L192 18L193 19V17H191L190 16V14L189 13H191L192 11H191V7H192V9H193V6H195V10L197 9V6L194 4L193 6H189V3L191 4V2H189L190 0H188V2H187V4H188V8H184L183 10V12H182V8L184 7V6H186V2L184 1V0H182L183 1V3H185V5L182 3V5L181 6H183V7H181V8H179L180 7V4L181 3H179L178 2V4L179 5H177V6H179L178 8L179 9H181L180 11L179 10H177L178 8H176V9H174L175 7H173L172 5V2L173 3H176L177 1H179V0H177V1H173V0H112V1H110L109 0V2L107 3V1H106V3L107 4H105L103 1L102 2H100L99 3ZM171 3L170 5H168L169 3ZM192 1V3H194V1L193 0H191ZM199 1L200 0H198V3H199ZM207 1V0H206ZM214 1H218V3L219 4H217V5H219L220 6V10H219V8H217L218 6L217 5H215V6H217L216 8H217V10H216V12H217V14H219V13H221V16H222V11H224V9L222 8L223 7V5H222V7H221V5L220 4H222L220 1H224V0H214ZM238 1V0H237ZM242 1V0H241ZM243 1H245V0H243ZM248 1V0H247ZM250 1V0H249ZM252 1H254V0H251V2ZM167 2V3H166ZM225 2H226V0H225ZM224 2V3H225ZM239 2V3H238ZM237 3L238 4H240L241 5V3H240V1H238ZM254 2H256V1H254ZM254 2H253V4H254ZM95 3V4H94ZM99 3V4H98ZM102 3H104L105 5H102ZM132 3H134V5L132 4ZM201 3V2H200ZM223 3V4H224ZM228 3V2H227ZM230 3V2H229ZM236 3V4H237ZM246 3V1L242 4V5H244ZM248 4L247 5H251V4H249L250 2H247ZM260 3V2H259ZM92 4V5H91ZM132 5V7H128V5ZM140 4H142V5H140ZM177 4V3H176ZM206 4H208V2H206ZM215 4H216V2H215ZM226 4V3H225ZM167 5V6H166ZM200 5V4H199ZM203 5H205V4H203ZM210 5V4H209ZM257 5V4H256ZM99 6H101V7H99ZM169 6V7H168ZM173 7V9H172V7ZM174 6H175V4H174ZM200 6H202V3H201V5ZM211 7L213 6V7H215L214 6V4H212L211 3V5H210ZM229 6V5H228ZM255 6V5H254ZM258 6V5H257ZM257 6H256V9H258L257 11H256V13L253 15V17L251 16L250 18V20L247 22L245 19V21L247 22L246 24H245V26H244V28H243V32H242V34L241 35H236V36H240V37H237V39H236V44H238V45H241L243 48H244V51H246V54L248 55V57H251V58H255L256 60H259V62L261 61H263L264 62V0H262L261 1V3L259 4V7L257 8ZM95 7H98V9H102V12L104 13V10L106 11V9L105 8H107V9H110V12H107V14H109L110 16L111 15H113V13H111V11H114L115 13V15L114 16H111L112 18H115V20H114V23L110 26V29L111 30H105V28L106 27H108L109 25H110V23H108V25L107 24H105L106 26H105V28H104V25H102V23H105V20H103L104 19V17H105V15H106V17L108 16L106 13L104 14V15H99V12L98 11H96L97 9L95 8ZM170 8L171 7V9H170V11H168L169 9L168 8ZM205 8H206V5L204 6ZM204 7H202V9L204 8ZM211 7H209V6H207V8L208 9H210V10H214L213 8L211 9ZM247 7V6H246ZM104 8V9H103ZM124 7H122V9H123ZM150 10H149V9ZM201 8V7H200ZM207 8L206 9H204L205 10V12H207L208 10H207ZM225 8H226V6H225ZM244 8H245V6H244ZM91 9V10H90ZM96 9V10H95ZM125 9V10H126ZM201 9V10H202ZM247 9V8H246ZM86 10V11H85ZM90 11V13H88L89 11ZM174 10V11H173ZM176 10V11H175ZM188 10H190L189 11V13L188 12H186V11H188ZM195 10L193 11L194 13H195ZM204 10H202V12L204 11ZM238 10V9H237ZM82 11H84V12H82ZM94 11V13L96 14V12H97V14L96 15H98L99 16V18H98V16L95 18V15L93 14V18L96 20H100L101 21V19L102 18H100V17H103V22H101V24H98V26H100V27H98V26H96L95 25V20L93 21L91 18H92V14H91V12H93ZM96 11V12H95ZM118 11H120V12H118ZM168 11V12H167ZM179 11V12H178ZM198 11V10H197ZM215 11V10H214ZM220 11V12H219ZM84 13L83 15H81L80 13ZM116 12L118 13V14H116ZM151 12H149V13H151ZM151 13L152 14V16H154V17H156L155 15H156V13ZM193 12L191 13V14H193ZM201 12V17H200V19L201 20H203L202 19V17H204V16H206V15H203L202 16V13ZM219 12V13H218ZM228 12V11H227ZM226 11L224 12V13H227ZM233 12V11H232ZM242 13H243V6H242V11H241ZM90 14L91 15V18H89V17H87L86 19H87V21H89V19L90 20H92L91 22L93 23L94 22V24H93V26H90V25H92V23H90V22H88V23H90V24H88L87 23V21H86V25L88 24V26H83L82 27V25L84 24L85 25V21L84 20H82L83 18H82V16H84V15H86V14ZM165 13V16L163 15ZM173 14V15H175V17H176V19L177 20H179L181 17H179V18H177L178 16V14ZM186 13L190 16V18H189V16L188 15H186ZM208 13L209 14H211V12L210 11H208ZM208 13H205V14H207V16L206 17H204L205 19L207 18V20L208 21H212L213 19H215V21L218 19V18H215L216 16H217V14L212 18V17H210L211 18V20H210V18L208 17L209 15H208ZM212 13H213V11H212ZM239 13V12H238ZM120 14H121V16H120ZM161 14L163 15L162 17H161ZM183 14H185V15H183ZM197 14V13H196ZM244 14V13H243ZM246 14V13H245ZM80 15V16H79ZM89 15V16H90ZM118 15V16H117ZM125 15V14H124ZM127 15V14H126ZM195 15V14H194ZM193 15V16H194ZM212 16H213V14H211ZM227 15H230L231 16V13L229 14H227ZM239 15H240V17H241V13H239ZM238 15V16H239ZM79 16V17H78ZM171 16H170V20H172L173 18H175V17H173L172 16V19H171ZM188 16V17H187ZM220 15L218 16L219 18H220V21L223 23V21L226 19L225 17L226 16H223L224 18V20H222V17H221ZM232 16H233V14H232ZM237 15H236V17L235 18H237L238 17ZM117 17V18H116ZM157 17V18H158ZM166 18L165 20H164V18ZM168 17H169V15H168ZM195 18L194 19H197V17H196V15L194 16ZM228 17L229 16H227V19H228ZM242 17H243V15H242ZM241 17V18H242ZM80 18H82L81 20H80ZM161 18V19H160ZM239 18V17H238ZM244 18H246L245 16H244ZM176 19H174L175 21H177ZM194 19H193V21H194ZM204 19V20H205ZM230 19H231V17H229V19H228V21L226 22L227 23V26H228V24L230 23V22H234V17H233V20L231 19V21H230ZM96 20V23L98 22ZM126 22V23H124V21ZM167 20H169V18L167 19ZM173 20V21H174ZM186 20H184V23L186 22ZM187 20V21H188ZM198 20V19H197ZM197 20H195V21H197ZM201 20H200V22H201ZM203 20V23L204 24H206L205 26L207 27V28H209L207 25V21H204ZM240 20L241 19H239V22H240ZM84 21V22H83ZM162 21H164V22H162ZM173 21H169V22H171L172 23V25L171 24H169L168 26L170 27V26H174V27H176L175 26V23L173 24ZM214 21V20H213ZM213 21L211 22V24L213 23ZM219 20H218V22H220ZM230 21V22H229ZM236 22L238 21V20H235ZM243 21V20H242ZM242 21H241V23H242ZM79 22H83V24L82 23H80V24H78ZM107 22H108V20H107ZM106 22V23H107ZM110 22V21H109ZM111 22H113V21H111ZM119 22V23H118ZM206 22V23H205ZM210 22H209V26L211 25L210 24ZM217 21L216 22H214V23H218ZM232 22V23H233ZM244 22V21H243ZM196 23H198V22H196ZM196 23H193V24H191V25H193V26H191V25H189L190 27H194V28H196L195 27V25L194 24H196ZM224 23H225V21H224ZM223 23V24H224ZM240 23V24H241ZM82 24V25H81ZM121 24V25H120ZM128 25V28H127V30H126V27H127V25ZM177 25H178V27H180L181 29H178V27H176L175 29H178L179 30V33H181L182 32V30L184 29V32L185 33H187L188 34V31L185 29L186 28V26H185V24H184V26H185V28H184V26L182 27V26H180L178 23H176ZM216 24H214L215 26H216ZM221 24V23H220ZM219 24V25H220ZM96 27H95V26ZM126 25V27L125 28H123L124 26ZM213 25V24H212ZM219 25H217L216 26V28H218V30L220 31V34H221V29H219L220 27H218ZM222 25V24H221ZM226 24H224V26H225ZM236 25H238L237 23H236ZM121 26V27H120ZM161 26V27H160ZM196 26H202V23L199 25V23L196 25ZM215 26H213V28L215 29ZM223 26V27H224ZM231 26V25H230ZM82 27V28H81ZM88 27V28H87ZM94 27V28H97V30L95 31V29L92 28ZM103 27V28H102ZM173 27V28H174ZM197 27V28H198ZM229 27V26H228ZM233 27H235V26H233L232 25V27L231 28H227V31L229 30V29H232ZM87 28V29H86ZM90 28V29H89ZM99 28H102L103 30H105V31H107L108 33H109V31H110V35H111V41L109 40V42L108 43H110L111 45L110 46H107L108 44L107 43H104V45L106 44V46H103L102 45V47L100 46L101 44H100V39H102L103 40V35H106L105 37H106V40H108V39H110V37L108 38V36H107V34H105V33H101V32H105V31H101ZM118 28H123V30H121L120 31V29H118ZM197 28L195 29V31L197 30ZM200 28V30H201V28L202 27H199ZM207 28H204V26H203V28H202V32H204L203 30H205V33H204V35H206L205 37H207L208 38V35L210 36L211 34H209L210 33V28L209 29H207ZM212 28V29H213ZM221 28H222V26H221ZM74 29V30H73ZM77 29H78V32H80L79 31V29L81 30L82 29V31L81 32H87L88 31V29H89V31L88 32H90V33H88L89 35L92 33V34H94L95 32H96V34H97V32H98V29H99V35H101L100 36V38L98 37V39H99V41L98 40H96V42L98 41L99 42V46H100V49H101V51H100V49H99V46H98V48H97V46H95V45H98L97 43H95V45H93L92 43H94V41L92 42V40H90L91 42V44L93 45V46H95L94 48L91 46V44H89L87 41H85L86 43H88L90 46H88V44L86 45L85 44V42H84V40H86L85 38L83 39V37H80V38H78L76 35H77ZM92 29V30H91ZM117 29V33L118 34H116L115 32H114V30H116ZM171 29H172V27H171ZM206 29L209 31H206ZM91 30V31H90ZM95 32H94V31ZM112 30H113V32L114 33H112ZM178 30H176V33H178ZM180 30H181V32H180ZM189 30H190V28H189ZM224 30H225V28H224ZM240 30V29H239ZM72 31H76V33L74 32V34H73V32ZM94 33H93V32ZM101 31V32H100ZM156 31H154V33H155V36L156 37H158L159 35L156 33ZM161 31H160V33H161ZM173 31H174V29H173ZM194 31V32H195ZM213 31H216V29L215 30H213ZM233 31V30H232ZM184 32H182L183 33V35L185 34ZM194 32H191V35H193L192 33H194ZM216 32H218V31H216ZM229 32V31H228ZM101 33V34H100ZM163 33V32H162ZM173 33V32H172ZM197 33V32H196ZM199 33V32H198ZM207 33V34H206ZM223 33H224V31H223ZM236 33H238V29H237V32ZM239 33H241V32H239ZM97 34V35H98ZM103 34V35H102ZM108 34V35H109ZM187 34H185V35H187ZM215 34V33H214ZM217 34H219V33H217ZM226 34V31H225V33H224V35ZM232 34V35H231ZM229 33L228 35H231V36H234V34L233 33ZM98 35V36H99ZM158 35V36H157ZM163 34H161V36H162ZM165 35H166V38H165V40L166 41H169V40H172V42H174V45H175V43L176 42H178L175 46H173V43L171 42V41H169V42H171L170 44H167L168 42H166L165 40H164V38H160V39H163L162 41H164V42H166V43H164V42H160L156 37H155V39H157L156 40V44L155 43H153L154 41H155V39H152V40H154L152 43H153V49H155V50H160V48L162 49V47H165V45L166 46H169L170 47V45H172L174 48H181V46H180V42H181V40L179 39V37L178 36H181L180 34L177 36V35H169L170 36V38L171 39H169V37H167V35L168 34H166L165 33ZM199 35H201V33L199 34ZM199 35H197V36H199ZM173 36H176V38H174V39H177V37H178V39H179V41H178V39H177V41L176 40H174V39H172L173 38ZM197 36H196V38L194 39V37H195V33H194V37H193V41H196V39H197ZM203 36V35H202ZM77 37V38H76ZM104 37V38H105ZM165 37V36H164ZM185 36H183V38H184ZM192 37V36H191ZM221 37V36H220ZM154 38V37H153ZM168 38V39H167ZM181 38V37H180ZM183 38H181L182 40H183ZM199 38H202V37H200L199 36ZM215 38V37H214ZM226 38V37H225ZM223 36H222V39H225ZM230 38H232V37H230ZM230 38H228L227 37V39L230 41ZM234 38V37H233ZM236 38V37H235ZM234 38V39H235ZM80 39V40H79ZM187 39V38H186ZM203 39H204V37L202 38V41H203ZM209 39H210V41H211V39L212 38H210L209 37ZM209 39H208V41H209ZM221 39V40H222ZM81 40H82V42H81ZM88 40V39H87ZM88 40V41H89ZM101 40V41H102ZM105 40V39H104ZM105 40V41H106ZM151 40V41H152ZM188 40V39H187ZM200 40V39H199ZM198 40V41H199ZM217 40V39H216ZM104 41V42H105ZM118 41L120 42V43H118ZM176 41V42H175ZM191 41V40H190ZM196 42L197 44L198 43H200V42ZM204 41H205V39H204ZM207 41V43L209 44L210 42H208ZM224 41H226V40H224ZM227 42L229 45H231V43H232V41L231 42ZM186 42V41H185ZM192 42V41H191ZM217 42V41H216ZM123 44H124V42H122ZM187 43V42H186ZM193 43V42H192ZM203 43V42H202ZM206 43V44H207ZM218 43V42H217ZM226 43V42H225ZM234 43V42H233ZM128 45L130 44V43H127ZM127 44H125V45H123V46H127ZM185 44V43H184ZM205 44V43H204ZM119 45V46H120ZM178 45H179V47H178ZM183 45V44H182ZM210 46H212L213 48H220V47H222L221 45H222V43H220L219 42V45L217 44V46H215V43H213L212 41H211V43L209 44ZM228 45V46H229ZM234 45V44H233ZM119 46H114V51L115 50H117V48H119ZM131 46H132V43H131ZM187 45H183L182 46V51L181 52H185L184 53V55L185 54H187V56H189V54L188 53H186V52H188V51H190V49H192V48H194L195 49V47H192V46H194V45H188L189 47H190V49L188 50V46L186 47ZM204 46H208V45H204ZM220 46V47H219ZM228 46H227V48H228ZM89 47H90V49H89ZM115 47H116V49H115ZM130 48V46H127V48ZM169 47H166V48H168V49H164V51L165 50H167V51H169ZM172 47V48H173ZM192 47V48H191ZM235 47V46H234ZM91 48H93V49H91ZM151 48V47H150ZM171 48V51H169V52H171V53H173V50H174V48L172 49ZM226 48V47H225ZM225 48H224V51H225ZM230 48H232V47H230L229 46V50H231ZM205 50H207L206 48H204ZM222 49V48H221ZM90 50V51H89ZM109 50H105V53H106V51H108V54H112V53H109L110 51ZM203 50V49H202ZM211 50H213V49H211ZM211 50L209 49V51L211 52ZM234 50V49H233ZM236 51H237V49H235ZM96 51V53H94V52ZM163 51V50H162ZM175 51H177V53L179 52L178 50H175ZM193 51V50H192ZM192 51L191 52H189V53H192ZM195 51V50H194ZM199 51V50H198ZM227 51V50H226ZM225 51V53L224 54H226V53H228V52H226ZM239 51V50H238ZM153 52H156V51H153ZM209 52V53H210ZM213 52V51H212ZM219 53L221 52L220 50L218 51ZM217 51H216V53H215V51L213 52L214 54H215V56H216V54L218 53ZM235 52V51H234ZM100 53V54H99ZM177 53H173V54H176L177 55ZM180 53V52H179ZM198 52H196L195 53V55H192V54H190V56H192V57H194V59H195V56H196V54H197ZM229 53H231V51L229 52ZM229 53H228V55H229ZM194 54V53H193ZM204 54V53H203ZM202 53H201V56L203 55ZM221 55H222V53H220ZM224 54H223V56H224ZM232 54H233V51H232ZM232 54H230L229 56H231ZM180 55V54H179ZM184 55L182 54V56L184 57ZM207 55H208V53H207ZM219 55V54H218ZM216 56V58L218 57H220V55L219 56ZM227 55V56H228ZM237 55V54H236ZM236 55H235V58H236ZM107 56V55H106ZM109 56V55H108ZM186 56V57H187ZM189 56V57H190ZM199 56V55H198ZM198 56H196L197 58H199ZM227 56L226 57H220V58H223V59H221V61H220V59H218L219 60V62H220V64H218V60H217V62H216V65L215 66H217V64L220 66H222V67H224V68H230V67H232L233 65H232V63H229V62H225V61H230L231 60V58H230V60H229V58H227ZM228 56V57H229ZM239 56V55H238ZM117 57V56H116ZM205 57V56H204ZM207 58H208V56H206ZM205 57V58H206ZM210 57V56H209ZM212 57V56H211ZM243 57V56H242ZM96 58V59H95ZM113 58L117 61V59H118V57L117 58H115V55L113 56ZM196 58V61H198V60H201V57L199 58V59H197ZM213 58H214V56H213ZM216 58H214V59H216ZM67 59V58H66ZM75 59V58H74ZM74 59H72V61H74ZM78 59H80V58H78ZM187 59V58H186ZM189 59H191L192 60V58H189ZM194 59H193V61H194ZM239 59L241 60V57H239ZM245 59H247V58H245ZM76 60V59H75ZM107 61V62H104V61ZM188 60V59H187ZM207 61H209V58L208 59H206ZM233 60V59H232ZM67 61V60H66ZM80 62L82 61V60H79ZM78 60L77 61H74V62H79ZM212 61H214V60H212ZM234 61H236V59L234 60ZM233 61V62H234ZM79 62V63H80ZM104 62V63H103ZM195 62V61H194ZM193 62V63H194ZM215 62V61H214ZM237 62V61H236ZM248 61H246V63H247ZM81 63H83L84 64V62H81ZM116 63H118V61L116 62ZM189 63H191L190 61H189ZM207 63V62H206ZM256 63V62H255ZM254 63V64H255ZM75 64H77V63H75ZM74 64V65H75ZM89 64V65H90ZM95 64V65H96ZM112 64V66H114L115 67V65H116V68L118 67L117 66V64H115V61H114V63H111ZM119 64V63H118ZM212 64V63H211ZM239 64V63H238ZM74 65H70V66H74ZM86 65V64H85ZM213 65V64H212ZM211 65V66H212ZM236 65V64H235ZM241 65H242V62H241ZM245 65V60H244V64L242 65V67ZM247 65V64H246ZM250 66L252 65V64H249ZM70 66H69V69H66V72H65V74L66 75H64L63 73H62V71H61V69L63 70V68L62 67H59V69H60V71H61V73H60V75L58 74L57 76H59L63 81H61V83H60V86H61V88H63V90H61V91H59L60 89H59V85L58 84H55V82H57V79L59 80V77L57 78V79H55L54 80V86L55 85H57L56 87H55V89L52 91V93L54 94L55 93V91H57L58 93H60V94H63V93H61L62 91L64 92V97H65V95L67 96H69V98H70V96L72 97H74L75 98V96H74V94L76 95V98H77V96H81L82 97V95H83V98H84V100H83V98H81L80 96L78 97V98H80V100L81 101H79V99L77 98H75L74 99V101H72V103H75V102H80V104L82 105V103L85 101H87V100H85L87 97H88V99H89V95H88V93L89 92H93L92 91V89H89V88H93V86H91V84L90 83H94L93 81L94 80H92V78H91V81H88V79H86V78H89V80H90V77H88L87 76V74L86 75H84V77H80V76H78V72L80 71V72H84L86 69H85V67H84V65H82L83 67H84V69L83 68H80V67H82V66H80V64L78 65L77 64V66L80 68H78V67H75L74 66V68L72 69V71H74L75 69H78L79 71H77V70H75V72H73V73H71L72 71H71V68H70ZM88 66V65H87ZM107 66V65H106ZM111 66V68H113ZM218 66V67H219ZM239 66V65H238ZM255 66H257L256 64H255ZM258 66H259V64H258ZM90 67H94V66H90ZM104 67H105V65H104ZM108 67V66H107ZM213 67V66H212ZM236 67V66H235ZM241 67V66H240ZM241 67V68H242ZM254 67V66H253ZM217 68V67H216ZM221 68V67H220ZM241 68H238V69H240L241 70V73H243L242 72V70L243 69H241ZM246 68H248V66H246ZM94 69H96L97 71H98V69L99 68H94ZM99 69V72L100 73H104L105 72V70H104V68H103V71L101 72V70ZM105 69H107L106 67H105ZM114 69V68H113ZM214 69V68H213ZM231 69V68H230ZM237 69V70H238ZM250 69H252L251 67L249 68V70ZM256 69V68H255ZM257 69H259V68H257ZM56 70H58V68L56 69ZM65 70V69H64ZM63 70V71H64ZM70 70V71H69ZM82 70V71H81ZM84 70V71H83ZM232 70V69H231ZM240 70L238 71V72H240ZM59 71V70H58ZM67 71H69L70 73H71V77L69 76V74H68V76H69V78L67 79L66 78V76H67ZM95 71V70H94ZM118 71V72H117ZM117 73H121L119 70H118V68H117ZM213 71V70H212ZM216 71H218V73H220L219 72V70H216ZM227 71V70H226ZM255 71V70H254ZM259 71V70H258ZM115 72V69H114V72L113 73H116ZM223 72H225V69H224V71ZM250 72L253 74L254 72H253V69H252V71H249V74H250ZM56 73H57V71H56ZM75 73V74H74ZM78 73V74H77ZM100 73H97V74H100ZM108 73V72H107ZM231 73V72H230ZM229 73V74H230ZM255 73H257V71L255 72ZM259 73V72H258ZM76 74H77V76H76ZM83 74L84 73H82V75L81 76H83ZM96 74V75H97ZM105 74V73H104ZM232 74V73H231ZM244 74V73H243ZM248 74V73H247ZM262 73H261V70H260V73L258 74V75H261ZM62 75H64L65 76V78H64V76L62 77ZM102 75V74H101ZM232 75H234V74H232ZM257 75V74H256ZM263 75H264V72H263ZM67 76V77H68ZM226 76H229V75H227L226 74ZM245 77L247 76V75H244ZM254 76V75H253ZM262 76V75H261ZM261 76L260 77H257L256 79H255V81L258 79V78H260L261 79ZM76 77L78 78V79H80L79 81H81L80 83H78V85H80L82 82H83V78L84 79H86V80H84L85 82H83V84H82V87H83V85H84V83H85V85L88 83L89 84V88L87 87L88 85H86V87H87V89H89L90 91H87L86 93V96L84 97V95H85V93H84V90L86 91V89H84L83 90V88L81 89V90H83L82 92H83V94L81 95L80 93V87H78L79 88V90L77 89V91L79 92V94H78V92L76 93V91H72V92H69V94L67 93H65V91H64V89L66 88V90L68 91V88L67 87H71V85L74 83V79H76ZM232 77V76H231ZM252 77V76H251ZM256 77V76H255ZM254 77V78H255ZM73 78V79H72ZM82 78V79H81ZM222 78V77H221ZM224 78H225V76H224ZM237 78V77H236ZM241 78H242V76H241ZM262 78H263V80H264V76H262ZM60 79V80H61ZM71 79H72V81L73 82H71ZM78 79H76V82H79V81H77ZM223 79V78H222ZM222 79H220L221 81H222ZM226 79V78H225ZM59 80V81H60ZM231 80V79H230ZM241 80V79H240ZM243 80V79H242ZM262 80V81H263ZM88 81V82H87ZM209 82L210 81H212V80H208ZM220 81V82H221ZM226 81V80H225ZM232 81V80H231ZM236 81V80H235ZM238 81V80H237ZM248 81H250L249 80V78H248ZM258 81V80H257ZM256 81V82H257ZM261 81V80H260ZM259 81V82H260ZM96 82V81H95ZM106 82V80L104 81V83ZM209 82H207V85L209 84ZM213 82V81H212ZM215 82V81H214ZM222 82H224V80L222 81ZM244 82V84H245V81H243ZM264 82V81H263ZM263 82H261V83H263ZM103 83V82H102ZM103 83V84H104ZM205 83V82H204ZM216 83V82H215ZM214 83V84H215ZM232 83V85H233V82H231ZM236 83V82H235ZM64 86H63V85ZM96 84H97V82H96ZM103 84H101V86L103 85ZM212 84V83H211ZM214 84H213V86H214ZM237 84V83H236ZM258 84V83H257ZM260 84V83H259ZM98 85V84H97ZM215 85H217V83L215 84ZM222 85H223V83H222ZM221 85V86H222ZM254 85H256V83H254ZM253 85V86H254ZM263 85H264V83H263ZM262 85V86H263ZM53 86V87H54ZM63 86V87H62ZM67 86V87H66ZM202 86H204L203 84H202ZM210 86H212V85H210ZM213 86H212V88H213ZM218 86V85H217ZM225 86V85H224ZM224 86H223V88H224ZM236 86V85H235ZM249 86V85H248ZM262 86H260V85H258V86H256L257 87V89H258V87L259 88H262ZM58 87V88H57ZM73 88H74V90H76L75 89V86H74V84H73V86H72ZM219 87V86H218ZM233 87V86H232ZM245 87H247V86H245ZM84 88H85V86H84ZM203 89V91H205L204 90V87H202ZM206 88H207V86H206ZM212 88H210V87H208V89L205 91V94L206 95H204V99H206L205 98V96H209L210 95V92H212ZM221 88V87H220ZM226 88V87H225ZM253 88H255V86L253 87ZM218 89V88H217ZM226 89H229V88H226ZM234 89V88H233ZM257 89H255V90H257ZM263 89V88H262ZM71 90V89H70ZM239 90V89H238ZM241 90V89H240ZM216 91V90H215ZM219 91H220V89H219ZM231 91V93L230 94H234L232 91H234V90H230ZM253 91V90H252ZM257 91H259V90H257ZM56 92V93H57ZM99 92V93H98ZM102 92V91H101ZM101 92L100 91H97V89H96V92H95V96H93V97H97L96 96V93L98 94V95H100L101 96ZM213 92H214V89H213ZM212 92V93H213ZM222 92V91H221ZM221 92H220V95H221ZM235 92V91H234ZM102 93H104V92H102ZM203 93V92H202ZM223 93V92H222ZM225 93V92H224ZM226 93H227V90H226ZM251 93H253V92H251ZM258 93V92H257ZM257 93H255V95L257 94ZM260 93H261V90H260ZM263 93V92H262ZM52 94V95H53ZM72 94V95H71ZM93 93H91L90 95H92ZM216 94H218V92L216 91ZM215 94V95H216ZM213 95H214V93H213ZM212 94L209 96V99H210V97L211 96H213ZM219 95V94H218ZM226 95V94H225ZM229 95V94H228ZM235 95V94H234ZM251 96H252V94H250ZM254 95V96H255ZM261 95V94H260ZM263 95V94H262ZM100 96H98V97H100ZM231 96V95H230ZM250 96V97H251ZM257 96V95H256ZM264 96V95H263ZM56 96L54 95V98H55ZM92 97V98H93ZM102 97L103 96H101L100 98H99V100H101L102 99ZM202 97V94L200 95V98ZM223 97V96H222ZM250 97H248V99L250 98ZM52 98H53V96H52ZM53 98V100L51 101V103H52V108L54 107V109H55V107L58 105H56L55 106V101L54 100H56V101H58L57 99L58 98H56V99H54ZM65 98H68V97H65ZM199 98V97H198ZM203 98V97H202ZM201 98V99H202ZM208 98V97H207ZM214 98V97H213ZM226 98V99H225ZM224 98V101H223V99H222V102L223 103H220V105H219V107L221 106V104L222 105H224V103H226V104H228L229 103V101H230V98L228 97V96H226ZM235 98L237 99V96H235ZM260 98V99H259ZM264 98V97H263ZM72 99V98H71ZM71 99H70V101H71ZM204 99L202 100V101H204ZM235 99V100H236ZM251 99H253V98H250V100ZM255 99V98H254ZM262 99V97L260 96L259 97V95H258V98L256 99L257 101H259V100H261ZM76 100V101H75ZM196 100H198V99H196ZM196 100H194L193 101V103L192 104H194V102L196 101ZM226 100V101H225ZM250 100H249V102H250ZM54 101V102H53ZM64 101V100H63ZM63 101H61V103H64V104H61L59 107H61V110L65 107L64 105H65V103L66 102H63ZM65 101H68V100H65ZM199 101V100H198ZM198 101H196V102H198ZM232 101H233V98H232ZM240 101V100H239ZM205 102H207L206 100H205ZM221 102V101H220ZM252 102V101H251ZM263 102V100H261V103ZM109 103V105H110V102H108ZM201 103V102H200ZM200 103H197V104H200ZM238 104L239 102H236L235 101V104ZM259 103V102H258ZM261 103H259L260 104V106L263 104L264 105V102L261 104ZM68 104H69V102H68ZM79 104V103H78ZM78 104H77V106H76V108H78V107H80V106H78ZM79 104V105H80ZM85 104V107L83 106ZM82 106L83 107H80L81 108V111H82V114H80V112L81 111H79V114L74 110V108H75V106H72V110H71V107H70V110H67L68 111V113H70L71 115H70V117L71 116H74L73 118L71 117L70 119H73L74 121H76L75 119L78 117V115H80V117H78L77 119L79 120H77L79 123H81L80 122V120L81 119H83V114H85V112H86V108H87V104L86 103H84ZM190 104V103H189ZM196 104V103H195ZM203 104H206V103H203ZM231 104H233V103H231ZM241 104H243V103H241ZM245 104V103H244ZM259 104H258V106H259ZM69 105H71V104H69ZM113 105V104H112ZM229 105H230V103H229ZM246 105V104H245ZM252 105V104H251ZM254 105V107L256 106L255 104H253ZM232 106V105H231ZM237 106V105H236ZM248 106V105H247ZM256 107V108H260V106L259 107ZM113 107V106H112ZM196 107V106H195ZM199 107V106H198ZM200 107H201V104H200ZM199 107V108H200ZM223 107V106H222ZM224 107H225V105H224ZM223 107V108H224ZM250 107V106H249ZM262 107V106H261ZM264 107V106H263ZM262 107V108H263ZM80 108H78V109H80ZM83 108H85V112L83 113ZM106 108V107H105ZM105 108L104 109H102V110H105ZM202 108H203V106H202ZM205 108V107H204ZM227 108H228V110L230 109L229 107H228V105L226 106V110H227ZM236 108V107H235ZM239 108H241V107H239ZM238 108V109H239ZM243 108V107H242ZM246 108V107H245ZM253 108V107H252ZM112 109V108H111ZM110 109V110H111ZM118 109V108H117ZM201 109V108H200ZM232 109V108H231ZM247 109V108H246ZM249 109V108H248ZM75 111L76 113H77V117L75 116V112L73 113V115H72V111ZM77 110V109H76ZM129 110V109H128ZM127 110V111H128ZM205 110V109H204ZM223 110V109H222ZM225 110V109H224ZM223 110V111H224ZM233 110H234V108H233ZM237 110V109H236ZM236 110L234 111V112H236ZM242 110V109H241ZM245 110V109H244ZM243 110V111H244ZM70 111V112H69ZM89 111V110H88ZM94 111H97V110H94ZM112 111H115V109L113 108V110ZM196 111V110H195ZM199 111H202V109L201 110H199ZM206 111V110H205ZM223 111H220L221 112V114L223 113ZM230 111V110H229ZM237 111H239L240 112V110H237ZM243 111H242V113H243ZM247 110H245L244 112H246ZM98 112V111H97ZM197 112V111H196ZM225 112V111H224ZM233 112V111H232ZM54 113V112H53ZM94 113V112H93ZM96 113V112H95ZM99 113H100V111H99ZM99 113H97V115H99V117H103L104 118V116L102 115H100ZM200 113V112H199ZM204 113V112H203ZM197 114L196 116H195V119H194V121H193V123L194 124H196V125H198V123L200 122V121H202V119L204 120V118H203V115L204 114ZM206 113V112H205ZM63 113H61V112H55V115L54 114H45V118L44 119H46V116H47V120H45L44 121V123L46 124V125H48L49 127H50V120L49 119H51L50 118V115H51V117L52 118H54L55 117V119H56V122H57V120L59 121V123H61V120H64V117H62L63 115H62ZM91 113H87V116H86V114H85V118L84 119H86V120H84L83 119V121L85 122V125H87V124H89V125H87L88 127L90 126V124H91V122L89 121V120H91ZM104 114V113H103ZM207 114V113H206ZM208 114H209V111H208ZM227 114H228V111H227ZM227 114H224L223 115V117L225 116V117H228V115ZM231 114H233V113H231ZM238 114V113H237ZM246 114H247V112H246ZM93 116H94V119L95 118H97V119H100V118H98V117H95L96 115H94V114H92ZM113 115V114H112ZM240 115V114H239ZM54 116V117H53ZM88 116H90L89 118H88ZM107 116V115H106ZM109 116V115H108ZM235 116V115H234ZM244 116H245V114H244ZM67 117V116H66ZM240 117V116H239ZM41 118V117H40ZM75 118V119H74ZM123 118V117H122ZM206 118V117H205ZM231 118H233V117H231ZM230 118V119H231ZM261 118V117H260ZM44 119H41L42 121L44 120ZM55 119H51L52 121L53 120H55ZM87 119H88V123H87ZM102 119V118H101ZM224 119H226V118H224ZM223 119V120H224ZM230 119H226V121L227 120H230ZM235 119V118H234ZM239 119V118H238ZM105 120H106V118H105ZM232 120V119H231ZM46 121H48L47 123H46ZM51 121V122H52ZM82 121V120H81ZM104 121V120H103ZM122 121H123V119H122ZM233 121V123H234V120H232ZM55 122V123H56ZM221 122V121H220ZM256 122V121H255ZM262 122H264L263 121V117H262ZM261 122V123H262ZM43 123V122H42ZM53 123H54V121H53ZM62 123H63V121H62ZM67 123V124H66ZM74 123H77V122H74ZM83 123V122H82ZM222 123V122H221ZM227 123H230V122H224V124H226V125H228ZM260 123V122H259ZM260 123V124H261ZM57 124H58V122L56 123V124H52L51 125V127L52 126H54L55 128L54 129H52L51 127L49 128V127H47L49 130L51 129V130H54L53 131V133L55 134H53V136L52 137H50L51 136V134H52V132L51 131H49L50 133H49V135L47 136L45 133H46V131H48L47 130V128L46 127H44V129L43 130H41V131H43L44 132V134L42 135V139H45V138H43V137H50V140L49 141H53V143H54V145H56V148L57 149H59L58 151L56 150H52L50 147L52 146V148H53V144L52 145H50L51 144V142H49L48 141V139H45V140H41L42 142H47L46 144H42V142H40V144H39V141H37V146L39 147L38 148V150L40 149V151H41V148H42V153H40L38 156H39V159H40V156H41V162H39V163H41V164H43L44 165V168L43 167H41V168H43L42 170H40V168H39V173L37 174V175H39V176H37V182H34L35 183V185L33 186V184H32V182L34 181V179H35V177L33 178V181L31 180V181H28V179H27V181L29 182V185H28V183H27V181L25 182V179H24V175H25V173H26V177L28 178L29 176H30V174H31V170H30V168H31V164H32V162L30 163V160H28V163L26 162V166H27V164H29V169H26V166H25V164H24V160H26L27 158H22V159H24V160H22L21 158V160H22V162H23V164H24V167H25V170H23L24 168H22L23 167V165H22V167H20V169L19 170H23L24 172H22V171H17V168L15 169L14 168V165H15V162L13 163V162H8V164L10 163V164H14L12 167H9V166H6V165H8V164H5V166H4V170L6 171L7 170V173L4 171V170H2V171H0V174H4L3 176L2 175H0V181L4 184H0V193L2 192H5V193H7V194H9V197L10 196H15L16 194H15V192L16 191H19L20 193L19 194H17V196L18 195H20L21 194V192H27V189L29 190V192H27L28 194H27V196L29 197V198H27V196L25 197L26 199H28V204L30 205L31 204V208H30V211H29V213L28 214H26L24 217H22V218H20V219H17V220H15V218H16V216H15V218L14 219H12L11 218V212H12V209L13 210H15L14 208H12L13 206L12 205H14L15 207H17V204H21L22 205V202H25V200L24 201H21V203L19 202H16L17 204L15 205V204H13L12 203V205H11V201H8L7 203L9 204H6V205H8V208L7 207H5L6 205L3 203V201H2V204H4L3 205V209H1L2 207H1V202H0V215H4L5 213L7 214V215H9L8 213L10 212L11 214H10V216L8 217L9 219H7V218H5L4 216L2 217V216H0V264H12V260L15 258V256L17 257V259L19 258V263H20V260H21V262L22 263H27V264H71V243L69 242V241H73V239L75 240V238H76V240L77 241H74V242H78V243H80V242H84V243H86V244H82V245H84V246H82V249H78L79 250V252L80 251H82L83 252V247H84V249H89L90 250V248L91 249H93V247H91V245L92 246H94V244L96 245V243L99 241V239H100V237L98 236V232H100L101 230H102V228H101V230H99L100 228H98V227H100V220H96V219H98L97 218V216L96 215H91V216H89V217H91V219L90 220H87V218H85V220H87V221H85L84 220V217L86 216H83V226L81 225V226H79L78 227V222L79 221H81V220H79L78 221V219H77V221H76V218H75V216L73 217V218H75V221L77 222H75L74 224H72V222H73V218H71L72 216H71V213H75V212H71V210L72 211H76L77 213H78V211H79V213H81L82 211H83V209L85 208V206H84V208H82L83 206L81 205V207H80V205L78 206V208H79V210H78V208H77V206H76V208H71V199H70V197H71V192L70 191H68L70 194H68L69 196H67V197H69L68 198V200H66V199H64L65 197H66V194L63 196H61L59 193H58V195H56V193H55V191H57V190H59V188L60 189H63L64 187L62 186V184H70L71 183V149L70 148H66V150L63 152V151H61V152H59L60 151V149H61V147L64 145V144H62L63 142H65V143H67L69 146L68 147H71V142L73 143L74 142V139H72L71 138V127L69 126L68 127V121H67V119H66V121H65V125L64 124H62V127H65L66 128V130L65 129H62V132H61V135H60V131H56L57 129ZM94 124V123H93ZM235 124H237V120H236V123ZM252 124H254V122L252 123ZM256 124V123H255ZM259 124V125H260ZM61 125V124H60ZM67 125V126H66ZM85 125H83V127L81 126L80 128L82 129V130H85L84 129V126ZM122 125V124H121ZM258 125V124H257ZM256 125V126H257ZM57 126V127H56ZM78 126H80V125H78ZM99 127V125H96L95 124V126L93 125V130L94 129H98V127ZM130 126V125H129ZM128 126V128H130ZM194 126V125H193ZM223 126V125H222ZM221 126V127H222ZM255 126V125H254ZM62 127H59V129L58 130H60V128H62ZM86 128V130L88 129L89 130V128L91 127H89V128ZM96 127V128H95ZM197 127V126H196ZM224 127H225V125L223 126V129H224ZM228 127H229V125H228ZM228 127H227V129H228ZM231 127H233V125L231 126ZM234 127H235V125H234ZM234 127H233V129H234ZM100 128V127H99ZM117 128V127H116ZM119 128V127H118ZM123 129V127H120V129ZM226 128V127H225ZM56 129V130H55ZM119 129V130H120ZM125 129V128H124ZM192 129V128H191ZM63 130H64V134H63ZM90 130H91V128H90ZM100 130V129H99ZM127 130V129H126ZM193 130V129H192ZM243 130V129H242ZM246 130V129H245ZM247 130H249V129H247ZM55 131H56V133H55ZM189 131H191V130H189ZM189 131H188V133H189ZM197 131V130H196ZM222 131V130H221ZM226 131H228V130H226ZM235 131H236V129H235ZM120 132H122L121 130H120ZM126 132V131H125ZM124 132V133H125ZM193 132H194V130H193ZM230 132V131H229ZM244 132V131H243ZM243 132L241 133V131L239 132L238 131V133L240 134H243ZM29 133V132H28ZM59 133V134H58ZM195 133V132H194ZM228 133V132H227ZM227 133H224V134H227ZM237 133V132H236ZM236 133H235V135H236ZM31 132H30V134H29V137L31 136ZM47 134H48V132H47ZM57 134V135H56ZM217 134V133H216ZM219 134V133H218ZM223 134V133H222ZM230 134V133H229ZM228 134V135H229ZM232 134V133H231ZM238 134V135H239ZM46 135V136H45ZM186 135H187V133H186ZM185 135V136H186ZM190 135H193V134H190ZM195 135H197V134H195ZM194 135V136H195ZM221 135V134H220ZM244 135V136H243ZM243 135H241V137L243 136V137H245V136H247V137H250V136H252V137H255L256 139V141H259L260 142V144H261V142L262 143H264V126L263 125H261V126H257V127H254V129H250V131H245V133L243 134ZM254 135V136H253ZM212 136V135H211ZM32 137V136H31ZM30 137V138H31ZM46 137V138H47ZM189 137V136H188ZM187 137V138H188ZM190 137H192V136H190ZM198 137V136H197ZM223 137H226V136H223ZM241 137H238V138H241ZM251 137V138H252ZM194 138H196V137H194ZM213 138V137H212ZM211 138V139H212ZM233 138H235V137H233ZM232 138V136H231V138L230 139H233ZM184 139H186V138H184ZM189 139H191V138H189ZM189 139H186V140H189ZM221 139H223V138H221ZM247 139V138H246ZM73 140V141H72ZM75 140H77V139H75ZM186 140H185V142H186ZM197 140V138L195 139V141ZM218 140V139H217ZM224 140H225V138H224ZM235 140V139H234ZM239 141V139H236V141ZM192 141H193V143L195 142L193 139L190 141L189 140V143H192ZM212 141V140H211ZM214 141V140H213ZM244 141H245V139H244ZM48 142L50 143L48 146H47V148H46V146H43V147H41L42 145H47L48 144ZM184 142V141H183ZM221 142V141H220ZM219 142V143H220ZM227 142V141H226ZM225 142V143H226ZM230 142H232V140L230 141ZM230 142H229V144H230ZM234 142V141H233ZM241 142H243L242 140H241ZM246 143L248 142V141H245ZM34 143V145H36ZM187 143H188V141H187ZM188 143V144H189ZM215 142H213V144H214ZM222 143H224L223 141H222ZM221 143V144H222ZM228 143V142H227ZM245 143V144H246ZM62 144V145H61ZM114 144L115 143H113V146H114ZM186 144V143H185ZM210 144V143H209ZM212 144V143H211ZM216 144V146L218 147V142L217 143H215ZM241 144V143H240ZM240 144H238L239 146H240ZM243 144V143H242ZM58 145L59 146H61L60 148H58ZM66 145V144H65ZM64 145V146H65ZM101 145V144H100ZM184 145V144H183ZM187 145V144H186ZM223 145V144H222ZM237 145V144H236ZM237 145V146H238ZM116 146V145H115ZM117 146H118V144H117ZM214 146V145H213ZM212 146V147H213ZM225 146H226V144H225ZM243 146V145H242ZM257 146V145H256ZM263 146H264V144H263ZM8 147V146H7ZM35 147V146H34ZM41 147V148H40ZM55 147V146H54ZM184 147H185V145H184ZM188 147V146H187ZM192 147V146H191ZM210 147V146H209ZM208 147V148H209ZM227 147H228V145H227ZM48 148H50V149H48ZM62 148H64V147H62ZM188 148H190V147H188ZM214 148H215V146H214ZM237 148V147H236ZM236 148H233L234 149V151L235 150H237ZM258 148V147H257ZM35 149H37V147L35 148ZM45 149V150H44ZM47 149V150H46ZM183 149V148H182ZM182 149H180L181 150V152H183L182 151ZM211 149V148H210ZM220 149H222L221 147H220ZM233 149H231L232 151H233ZM241 149V148H240ZM245 149V148H244ZM253 150L255 149V147L254 148H252ZM9 150V149H8ZM37 150V151H38ZM43 150L44 151H47L46 152V154L47 155H44V156H46V157H43V154H45L44 152H43ZM49 150V151H48ZM184 150V149H183ZM186 150H187V148H186ZM213 150V149H212ZM217 150V148L215 149V151ZM229 150H230V148H229ZM229 150H228V155H229ZM242 150V149H241ZM245 150H247V147H246V149ZM251 151V153L253 154V152L254 151ZM257 150V149H256ZM6 152H7V149L5 150ZM35 152H36V150H34ZM53 151H55L54 153H52ZM220 150L218 149V152H219ZM222 151V150H221ZM232 151H230V152H232ZM238 151V150H237ZM249 150H248V152H250ZM264 151V150H263ZM262 151V152H263ZM5 152V153H6ZM9 152H12V147H11V149L9 150ZM51 154H50V153ZM204 152H206V151H204ZM209 152V151H208ZM212 152H214V151H212ZM222 152H224V149H223V151ZM256 152V151H255ZM260 152V153H259ZM258 153H254L257 157L258 156H261L262 155V152L261 151H259ZM14 153V152H13ZM12 153V154H13ZM17 153V152H16ZM184 153H185V151H184ZM215 153V152H214ZM220 154H221V152H219ZM217 154V155H220V154ZM234 153V152H233ZM244 153V152H243ZM242 152H241V154H232L233 156L231 157V159L233 160V163L234 162H236V163H240V160H242L243 159V157L246 155H248V154H246V153H244L243 154ZM182 154V153H181ZM209 154H211V153H209ZM223 154V153H222ZM225 154V153H224ZM226 154H227V152H226ZM250 154V153H249ZM252 154H251V156H252ZM253 154V156H252V158L253 157H255L256 158V156ZM3 155H4V153H3ZM8 155V154H7ZM101 155V154H100ZM99 155V160H103V156L101 157ZM205 155V154H204ZM212 155H216V154H212ZM9 156V155H8ZM12 156V155H11ZM16 156V155H15ZM264 156V155H263ZM262 156V157H263ZM29 158L28 159H30V156H28ZM43 157V158H42ZM98 157V156H97ZM100 157H101V159H100ZM208 157H209V155H208ZM212 157H214V156H212ZM215 157H217V156H215ZM222 157V156H221ZM223 157H225V155L223 156ZM230 157V156H229ZM228 157V158H229ZM7 158V157H6ZM32 158V157H31ZM38 158V157H37ZM108 158H109V156H108ZM210 158V157H209ZM226 158V157H225ZM245 158V157H244ZM248 158H249V156H248ZM247 158V159H248ZM251 158V157H250ZM13 159V158H12ZM43 159V160H42ZM62 159V160H61ZM105 159V158H104ZM246 159V158H245ZM254 159V158H253ZM258 159V158H257ZM16 160H17V158H16ZM31 160H33L34 161V158H32ZM97 160H98V158H97ZM106 160V159H105ZM107 160H109V159H107ZM110 160H111V158H110ZM227 160V159H226ZM226 160H223V161H225L224 163H226ZM263 160H264V158H263ZM58 161H62V162H64V163H60V162H58ZM96 161V160H95ZM249 162H250V160H248ZM252 161V160H251ZM254 161V160H253ZM252 161V162H253ZM256 161V160H255ZM19 163H17L18 165H21L22 163L20 162V161H18ZM94 162V161H93ZM101 163H102V161H100ZM99 161H98V163H100ZM103 162H105L104 160H103ZM109 162V164H110V161H108ZM107 162V163H108ZM243 162V161H242ZM21 163V164H20ZM95 163V162H94ZM106 163V164H107ZM111 163H112V161H111ZM227 163H228V161H227ZM226 163V164H227ZM233 163H231L230 165H232ZM236 163H234V165L236 164ZM251 163V162H250ZM9 164V165H10ZM17 164H16V166H17ZM93 164V163H92ZM104 163H102V165H103ZM113 164V163H112ZM221 164V163H220ZM246 164H247V162H246ZM255 164V163H254ZM48 165H50L51 167H48ZM100 165V164H99ZM115 165H117V164H115ZM229 165V166H230ZM240 165H242V163L240 164ZM243 165H244V162H243ZM11 166V165H10ZM222 166V164L220 165V167ZM224 166V165H223ZM222 166V167H223ZM226 167H227V165H225ZM2 167V166H1ZM5 167H7L6 169H5ZM18 167V166H17ZM89 167V166H88ZM101 166H99V168H100ZM106 167V166H105ZM120 167V166H119ZM221 167V168H222ZM231 167V166H230ZM234 167V166H233ZM232 167V168H233ZM235 167H236V170H238V168H237V166L235 165ZM239 167V166H238ZM10 168L11 169H13L12 171L13 172H18L19 174H23L24 173V175H22L21 174V176H22V178L24 179H22L21 178V176L19 177L18 175V178L20 179L21 178V181H22V183L23 182H25V183H27V185L26 186H28V187H31V189H33L32 191L27 187L26 188V186H24L23 185V187H22V191H20V186H21V181L20 180H17L16 178H15V180L13 179V176H16V174L14 175V173L12 172L11 174L9 173V171H10ZM27 168H28V166H27ZM97 168V167H96ZM111 168V167H110ZM115 168V167H114ZM220 168V169H221ZM264 168V167H263ZM2 169V168H1ZM226 169V168H225ZM225 169H224V171H225ZM235 169V168H234ZM240 169V168H239ZM260 169V168H259ZM27 170H30V171H28L27 172ZM96 170V169H95ZM94 170V171H95ZM117 170V169H116ZM254 170V169H253ZM263 170V169H262ZM26 171V172H25ZM101 171V170H100ZM100 171H99V173H100ZM109 171V170H108ZM219 171V170H218ZM222 171V170H221ZM3 172V173H2ZM16 172V173H17ZM21 172V173H20ZM104 172V171H103ZM103 172H101V174L103 173ZM107 172V171H106ZM114 172V171H113ZM113 172H109L111 175H113L114 173ZM120 172V171H119ZM223 172V171H222ZM226 172V171H225ZM224 172V173H225ZM230 171H228V173H229ZM238 172V171H237ZM251 172V171H250ZM262 172V171H261ZM260 171H259V173L258 172H256V174H258L257 176L256 175H253V173H255V172H253L252 174H251V176L253 175V176H256V178H254L253 180L254 181H256L255 179H257V181L255 182V183H257L258 181H259V184L260 185H262L261 187L262 188H264V171L261 173ZM5 173L6 174H10V175H7L8 177H10V176H12V178H9V180H10V184H9V186H6L5 185V180H7L8 179V177L7 176H5ZM93 173V172H92ZM99 173H97L96 172V174L98 175ZM113 173V174H112ZM228 173H225V174H228ZM27 174H28V176H27ZM90 174V173H89ZM232 174V173H231ZM238 174V173H237ZM88 175V174H87ZM86 175V176H87ZM110 175V176H111ZM146 175V174H145ZM222 175V174H221ZM228 175H230V174H228ZM236 175V173L234 174V176ZM4 176H5V178L6 179H2V178H4ZM16 176V177H17ZM33 176V175H32ZM101 176H103V175H100V177ZM106 176H107V174H106ZM105 176V177H106ZM109 176V177H110ZM114 176V175H113ZM152 176V175H151ZM154 176V175H153ZM223 176H224V174H223ZM222 176V177H223ZM231 176V175H230ZM234 176H231V177H234ZM50 177L52 178L53 177V180L56 178V180H57V182H55V184H58V187L59 188H57V190H55L54 191V193L53 192H51L50 190H49V188L47 187V185H48V183H47V185H46V183L45 182H47V181H49V179H50ZM55 177V178H54ZM92 177V176H91ZM90 177V178H91ZM97 177V176H96ZM104 177V178H105ZM149 177V176H148ZM147 177V178H148ZM226 177V176H225ZM249 177H250V173H249ZM29 178H31V177H29ZM90 178H88V179H90ZM227 178H229L228 176H227ZM226 178V179H227ZM248 178V177H247ZM247 178H246V180H247ZM2 179V180H1ZM11 179H13V181H12V184H11ZM36 179H35V181H36ZM144 179V178H143ZM143 179H141V181L143 180ZM150 179V178H149ZM232 179H234V178H232ZM235 179H236V177H235ZM234 179V181H236ZM19 181V182H17V181ZM104 180V179H103ZM228 180V179H227ZM229 180H231V179H229ZM249 180V179H248ZM15 181V182H14ZM55 181V180H54ZM140 181V180H139ZM222 181V186L224 185L225 186V184H224V180H221ZM233 181V182H234ZM238 181H239V179H238ZM242 181V180H241ZM244 181V180H243ZM251 181V179L249 180V182ZM254 181H253V183H254ZM15 184H14V183ZM52 182V181H51ZM231 182H232V180H231ZM230 182V183H231ZM232 182V183H233ZM247 182V181H246ZM243 183L242 185V187L244 188L245 186V184H248V186L250 187V185H255V184H249L248 182L247 183ZM252 182V181H251ZM250 182V183H251ZM7 183H9V181L8 182H6V184ZM49 183H50V181H49ZM227 183H228V181H227ZM236 183V182H235ZM24 184V183H23ZM30 184H31V186H30ZM238 184H240L239 182H238ZM259 184H257V186L259 185ZM2 185L4 186V187H7V188H5L4 190L2 189L3 187H2ZM18 185H20V186H18ZM227 185V184H226ZM230 185V184H229ZM32 186H33V188H32ZM53 186L54 185H52V188H51V190L53 189ZM228 186V185H227ZM237 186L238 185H236L235 184V186L233 185V187L234 188H237ZM240 187H241V184L239 185ZM238 186V187H239ZM256 185H255V188L257 187ZM18 187H20L18 190L16 189V188H18ZM25 187V188H24ZM226 187V186H225ZM232 187V188H233ZM247 187V186H246ZM246 187H245V189H246ZM249 187H247V188H249ZM252 187H254V186H252ZM24 188V189H23ZM55 188V187H54ZM227 188V187H226ZM230 188H231V186H230ZM233 188V189H234ZM243 188H241L242 190H240V191H243L244 189ZM254 188V189H255ZM258 188H259V186H258ZM257 188V189H258ZM15 189H16V191H15ZM26 189V190H25ZM229 189V188H228ZM228 189H226V190H228ZM233 189H230L229 191H233ZM251 189V188H250ZM25 190V191H24ZM225 190V191H226ZM264 190V189H263ZM53 191V190H52ZM66 191V192H67ZM239 191V190H238ZM9 192V193H8ZM26 192H25V195H26ZM226 192H228V191H226ZM234 192V191H233ZM245 192V190L243 191V198H244V193ZM249 193H250V191H248ZM248 192H246L247 194H248ZM255 192V191H254ZM258 192V191H257ZM256 192V193H257ZM263 192V193H262ZM261 193L262 194H260L259 196H261L262 197V202H264V191H262ZM5 193H3L2 194V196L3 195H5ZM13 193V194H12ZM239 194L241 193L242 194V192H238ZM6 194V196H8ZM228 194V193H227ZM234 194V193H233ZM239 194H237L236 193V195H239ZM246 194V195H247ZM1 195V194H0ZM22 195H24V194H22ZM230 195V194H229ZM232 195V194H231ZM236 195L233 197V198H235L236 197ZM1 196V197H2ZM6 196H3V197H5V198H9V197H6ZM16 196V197H17ZM21 196V195H20ZM20 196H18V197H20ZM251 195H249L248 197H250ZM0 197V198H1ZM23 197V196H22ZM245 197H247V196H245ZM253 197V196H252ZM254 197H256L255 195H254ZM253 197V199L250 197V200L249 199H246L247 201L249 200V202H247V204H245V203H243V205H241L242 207L244 206H246L247 205V207H249V210H248V213H249V215L247 214V211L245 210V208H243L245 211H246V213L245 214H247L248 216H247V218H249V222H250V224L249 223H244L243 221V223L245 224L244 225V227H245V229L247 228V227H250L251 228V226H258L256 223H258L259 221V223H261V221H264V205L263 206H260L261 204V200H259L258 201V203L260 204H257V201L256 200H258L259 199V197H258V199H256V198H254ZM261 197H260V199H261ZM14 198V197H13ZM2 199V198H1ZM21 198H19L18 199V201L20 200ZM24 199V198H23ZM239 199H240V197H239ZM252 199V200H251ZM254 199H256L255 201H256V203L254 202ZM15 200V199H14ZM17 200V199H16ZM236 200L238 201V198H236ZM241 200L242 199H240L237 203H235V204H237V205H239L238 203H240L241 202ZM1 201V200H0ZM242 201H244V199L242 200ZM6 202V201H5ZM13 202V201H12ZM15 202V201H14ZM30 202V203H29ZM231 202H232V200H231ZM26 203V202H25ZM230 203V202H229ZM233 204H234V202H232ZM27 203L26 204H24L22 207V210L24 209V208H26V206L28 205ZM81 204V203H80ZM241 204V203H240ZM245 204V205H244ZM73 205V204H72ZM76 205V204H75ZM254 205H258L257 207L256 206H254ZM10 206V207H9ZM232 206V205H231ZM236 206V205H235ZM240 206V205H239ZM53 207V208H52ZM73 207V206H72ZM75 207V206H74ZM237 207V206H236ZM256 207V208H255ZM80 208H82V209H80ZM234 208V209H233ZM232 209L235 211V212H237L236 210H235V207H233ZM5 209H6V211H5ZM11 209V210H10ZM47 209H49L48 210V212H47ZM239 209V207L237 208V210ZM247 209V208H246ZM10 210V211H9ZM46 210V211H45ZM80 210H82L81 212H80ZM85 210V209H84ZM8 211V212H7ZM24 211V210H23ZM239 211H240V209H239ZM84 213H85V211H83ZM76 213V214H77ZM83 213V214H84ZM238 213L239 212H237V213H235V214H237L238 215ZM241 214H242V212H240ZM21 213H17V216L18 215H20ZM75 214V215H76ZM232 214V213H231ZM231 214H230V216H231ZM234 214V215H235ZM244 214V213H243ZM90 215V214H89ZM234 215H232L230 218H233L232 220H234L235 219V217H234ZM77 216V215H76ZM95 217L94 218V220H93V218L92 217ZM245 216V215H244ZM19 217H21V215L20 216H18V218ZM98 217H100V216H98ZM238 218L240 217V216H237ZM242 217V216H241ZM240 217V218H241ZM2 218H4V219H6L7 220V223L8 224H6L4 221V219L2 220ZM81 218V217H80ZM191 218V217H190ZM189 218V219H190ZM244 218V217H243ZM246 218V219H247ZM71 219H73V220H71ZM193 219V218H192ZM263 219V220H262ZM8 220H12V222L13 221H15L14 223H9L10 221H8ZM185 220V219H184ZM191 220V219H190ZM195 220V219H194ZM238 221V220H237ZM186 222V221H185ZM240 222V221H239ZM247 222H248V220H247ZM80 223L81 222H79V225H80ZM189 223L192 225V223L189 221ZM188 223V219H187V224H189ZM235 223H236V221H235ZM71 224H72V226L74 225V227H71ZM75 224L77 225V226H75ZM181 224V223H180ZM189 224V225H190ZM246 224H249L247 227H246ZM255 224V225H254ZM97 225V226H96ZM99 225V226H98ZM185 225V224H184ZM262 225H264V224H261L260 226L261 227H263ZM102 226V225H101ZM183 226V225H182ZM186 227H188L187 225H185ZM184 226V227H185ZM254 227V228H255ZM210 228V227H209ZM250 228H249V230H250ZM253 227H252V229L251 230H253L254 229ZM256 228H258V227H256ZM260 228V227H259ZM248 229V228H247ZM263 229H264V227H263ZM97 230H99L98 232H97ZM249 230H248V232H249ZM255 230V229H254ZM103 231V230H102ZM246 231V230H245ZM257 231H259V230H257ZM256 231V232H257ZM260 232V231H259ZM262 232H263V230H262ZM246 233H247V231H246ZM258 233V232H257ZM257 233H255V234H257ZM264 233V232H263ZM102 234V233H101ZM218 234H220V233H218ZM229 234V233H228ZM250 233H248V235H249ZM100 235V234H99ZM217 235V234H216ZM215 235V236H216ZM222 235V234H221ZM250 235H252L253 236V234L251 233ZM19 236V237H18ZM218 236H220V235H218ZM223 236V235H222ZM225 236V235H224ZM229 236H231V235H229ZM233 236V235H232ZM231 236V237H232ZM259 236V235H258ZM99 237V238H98ZM226 237V236H225ZM231 237H228V238H230L231 239ZM235 237V236H234ZM222 238V237H221ZM259 238V237H258ZM72 239V240H71ZM79 239V240H78ZM101 241L102 242H104L103 241V239H105V238H102L101 237ZM226 239V238H225ZM234 239V238H233ZM260 239H262V243L264 242V234H262V236H260ZM81 240V241H80ZM229 240V239H228ZM259 240V239H258ZM106 241H107V239H106ZM67 243H70V246H69V244L67 245ZM73 243V242H72ZM105 243V242H104ZM103 243V244H104ZM230 243H231V240H230ZM99 244V243H98ZM232 244V243H231ZM260 244H261V242H260ZM264 245V244H263ZM260 246H262V245H260ZM79 247V246H78ZM235 247V246H234ZM263 247V246H262ZM81 248V247H80ZM230 248V247H229ZM264 248V247H263ZM17 249H19V252L17 251ZM84 251V252H86V253H89L90 251L89 250H87V251ZM18 252V255H17V253H14L15 255H14V258L12 259L11 258V254L13 253V252ZM89 251V252H88ZM229 251H230V254L232 255V257H236V250L231 246V248L229 249ZM81 252V253H82ZM84 252H83V255H85V256H87V254H84ZM238 253V252H237ZM24 255V256H23ZM25 255H27V256H25ZM82 255V254H81ZM12 256H13V254H12ZM20 256V257H19ZM10 259H12V260H10ZM16 259V258H15ZM9 261H10V263H9ZM238 261H239V259H238ZM241 261V260H240ZM16 263V262H18V260L16 261V260H14L13 261V263ZM16 264H18V263H16ZM21 264V263H20ZM89 264V263H88ZM93 264V263H92Z\"/></svg>","mask_w":264,"mask_h":264}]
</instances>
